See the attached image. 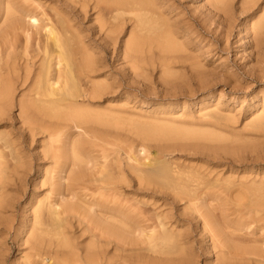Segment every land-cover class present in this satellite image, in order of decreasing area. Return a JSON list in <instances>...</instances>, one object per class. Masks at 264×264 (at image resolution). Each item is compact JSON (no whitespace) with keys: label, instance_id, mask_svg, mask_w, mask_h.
<instances>
[{"label":"bare ground","instance_id":"obj_1","mask_svg":"<svg viewBox=\"0 0 264 264\" xmlns=\"http://www.w3.org/2000/svg\"><path fill=\"white\" fill-rule=\"evenodd\" d=\"M157 1V0H156ZM169 1H171V0H169ZM205 1V0H204ZM237 1V0H236ZM243 1H245L244 2V5H245V3L247 2V3H251V2H255L256 0H243ZM243 1L241 2V3H243ZM261 1V0H260ZM159 3L161 2V1H158ZM158 2H154L153 0H0V124H2L3 122H5L6 121V123H9L11 126L13 125V123H12V117H10L9 115L7 116L6 115V113H8V111L11 109V107H12V109H13V107L14 106H16V107H18V112H17V119L18 120H20L19 122H20V124H22V126H24V127H22V126H20L19 128H20V130H19V128L18 129H16L15 131H14V129H13V131H10V130H7L6 129V131H8V133H6V131H5V129H4V131H5V134H4V136L6 137V139H3L2 137H0V214L2 215V213H3V215L5 216V213L6 212H3V211H6V209L7 208H10V207H14V203H13V205L12 204H10L11 203V197H12V194L13 193H16V192H14L13 191V193H12V191L10 192V193H12L11 194V196H10V193H9V195L8 196H10V202H7V198H6V195H7V190L9 189V188H11V187H9V185H8V187L9 188H7V183L9 182V181H6V180H11L12 178H13V182H14V179L16 178V175H18V177L19 178H22L23 176H22V173H20L19 174V168L17 169V167H20L21 166V162L23 161H19V162H11V161H9L10 159H8L7 158V153L6 152H4L6 149H4V151H3V148H7V147H10L11 149H13V151H15V153H16V151L19 153L20 151L17 149L21 144H20V140H18L17 141V137H20L21 135L22 136H24V132H25V134H26V138H27V136L28 137H30V139H31V142H33V135L34 134H36L37 135V133H36V131H38V133L40 132V133H45L46 134V136H45V138H47L48 139V143H47V145L49 146L48 147V149L50 148L51 149V152H50V154H46L45 152H43V153H45L44 155H45V157H46V155H47V157H49L48 159H46L47 161L46 162H48V160L50 159L51 160V162L53 163L52 165H53V169H50V170H48V171H50V173L52 174V172H53V175H51L50 174V179H49V172H48V176H45V177H48V185L47 186H45V187H48V190H46V192L47 193H50L49 195H51V196H48V194H44V197H43V199H45V200H47V198H49L46 202L44 201V208H43V201H42V198H38L37 200H35V201H31V203L32 202H34V204H32V206L34 205V207H33V209H32V212L31 213H33V217H32V220H31V222H28V223H30V225L28 224V226L27 227H25L26 228V231H23V229H22V233L23 232H25L24 234H27V238H26V240L24 241L25 243H27V247L26 248H28V250H29V253L27 254V258H28V260H27V263L26 264H35L34 262H35V260H37V258L35 259L34 258V256L35 257H39V256H42V254H43V252H45V251H47L49 248L51 249V247H52V253H55V254H58V253H60L61 254V259H60V263H58V260H57V263L58 264H103L104 263V261L106 262V263H108V264H113V261L111 260V259H109V258H106V260H105V248L104 247H106L107 248V246L109 247V245L111 246V247H113L114 249H122V251L126 254V252H129L128 253V255H130V251L132 250V248H134L135 249V247H131V246H133V245H136L137 247V249L138 248H140V247H142L143 249L142 250H140L141 251V253L143 252H145V251H143L144 250V246H139V244L136 242V241H138V240H136L137 238L139 239V237H142V238H146V239H143V240H146V241H144V243L143 244H146L145 246V248H147L148 250H150V251H153L154 253H158V255H159V253H161V257H163L162 256V251L164 250H162V242L163 241H165L166 240V233H165V231H163V229H161L163 226H164V221H161V220H159L158 222H156V220H155V222L154 223H150V221H149V219L151 218V216L148 218V216H147V218H148V221H149V223H146L145 221L146 220H144L142 217H141V219H139V220H133L132 219V216H131V218H130V216H128L127 215V213H125L123 210V212L120 210V209H116L117 207H112V206H110L109 204H110V201H114L113 199L112 200H110V201H106L105 202V204H103V202L102 201H100L101 200V198H102V196H99L100 198H98V197H96V194L94 195V193H98L99 191H103L102 193L101 192H99V194L100 195H102V194H104V193H108V194H111V196H113V195H119L120 197L122 196V195H124V194H120V193H122L121 192V190L123 191V189H121V188H123V184H124V182H125V179L124 178H127V177H125V176H127V174L129 173V172H131L130 174H133V176H135L136 177V179L135 180H137L138 182H136L137 184V186H136V188L137 189H141L140 187H142L141 186V184L142 183H150V182H152V181H158V179L159 178H162L163 179V177H165V178H167V176L169 175V172L172 170V169H178V165H174L173 163H171L173 166L172 167H175V166H177L176 168H172V169H169V167L171 168V165H170V162H168V161H170V158L166 161V160H164L167 156H165V158H164V156H163V159H162V157L160 158V157H158V155H156V154H153V155H156V157H153V158H151L150 157V160L149 161H151V159H153L151 162L153 163V165L151 166L150 164H151V162L149 163V161H148V165H146V164H143L144 165V167H145V165L146 166H150V168H147L146 167V169H143L142 167V163H144V161L142 162L141 160H142V158L140 157V155L138 154V153H136V151L134 152V154L132 153V150H135V147H138V145H139V143H138V145H136L135 147H134V149L133 148H131L132 147V145H130L131 143H132V141H134V140H132V141H130L129 142V140L128 141H126L127 142V144H129V146H127V144H126V146L127 147H125L127 150H125V149H121V151H123V154H124V152H125V156H126V158H125V156L123 157V159L125 158L126 159V163L124 164L126 167H127V170H124V168H123V165H122V161H124V160H122L121 161V159L118 157V154H119V152H118V150H116V147L114 148V145H116L117 146V148L121 145V146H123L122 144H121V142H120V138H125V139H128L129 137H130V135H129V133H131V135H133V134H136V138L135 139H139L138 138V136L140 137V139L141 140H145V142H151V141H154V140H151L150 141V139H149V141L147 140V138H145L146 137V135H147V133L145 132H140V130H138V129H136L135 127L133 128V126H132V124H131V121H130V119H125L123 116H125L126 117V114H124L123 116H119V115H117V114H120L121 112H119L117 109L119 108V110H120V107H118L117 105H119V103L120 102H118V104L117 105H115L116 104V102L114 103L113 102V106H112V104L110 105V103L108 102V106H107V104H105V102H104V104L105 105H101V106H103L102 108H101V106H100V108H99V110L98 109H95V107H93L95 104L94 103H97V102H95L96 101V98H102V96H100L101 94L103 95L104 94V92L105 93H107V89L108 88H110V87H112V86H110L109 87V85L108 84H112V83H114L115 81H111L110 82V80L111 79H109V82L110 83H107L106 84V91H104L105 90V88L103 89V87H104V85H105V82H107L106 81V79H107V77H108V75H107V77H106V79H104L105 78V76H104V74H102L103 76V79H102V77H100L101 79L100 80H105V81H99V78L97 77V78H95V79H97L96 81H95V79H93L92 78V76L93 75H96V71L98 70V67H99V69L102 67H104L105 68V66H102L101 65V63H103V64H105V62H106V57H105V53H106V51L107 50H109V49H111L110 50V53L112 52V54L114 53V55H116L117 53H119V52H117V49H116V44H121V47L120 48H122L120 51V53L124 56V58L125 57H131V56H133V54L135 55L134 57L136 58L137 56V59H139V56L141 55H143V52H142V50L140 51V48H139V51H137L138 50V47H139V45H140V43H142L143 42V39L141 40L142 42H140V43H138L137 44V42H138V40L139 39H137V38H135V36H139V35H137L136 33L134 34L133 32L135 31V29H134V24L132 25L133 26V28H131L132 26L130 25V28H131V30H133V32L130 30V28H129V26H128V28L127 29H129L130 31L128 32V30L126 31L127 32V34H125L126 36H125V39H121L120 40V38L118 37V36H116L117 34H115V36H114V33H119V27H121L120 29V31H122L123 29H125V25L127 24V23H129L128 21H133L134 23H135V26H140V28L142 27V29L144 28V29H146V30H150L149 32H151L152 33V35H153V32H154V35H153V39H152V35H151V39L154 41H156V39H154V37L156 36V38L158 39L159 37H163L164 35H167V34H163V32H161L160 31V33H159V30H157V29H155V27H156V25H158V26H160V24H166V25H168L169 24V22H170V24L172 23V22H174L175 21V16H174V21H172L170 18L169 19H166L167 21L168 20H171V21H168V22H164V21H162L161 20V16L160 15H163V13H162V11H160V10H158L159 9V7L161 8L162 6H159V4H158ZM163 2V1H162ZM208 2H210L212 5H210V6H214L213 8L214 9H212V11L213 10H216V9H218V10H222L221 11V14H222V12L225 14V10L227 11L228 9V11L229 12H232L233 10H231L230 11V8H228L229 6H226V5H231V3H228L227 4V2H228V0H208ZM235 2V1H234ZM264 1H262L261 3H263ZM165 3H166V1H165ZM167 3H168V1H167ZM203 3V2H202ZM252 3V5H254ZM259 3V2H258ZM51 4H53V5H51ZM163 4V3H162ZM161 4V5H162ZM172 4V3H171ZM207 4V3H206ZM237 4H240L239 2L237 3ZM236 4V5H237ZM257 4V3H256ZM158 5V6H157ZM164 5V4H163ZM165 5H167V4H165ZM234 5V4H233ZM235 5V6H236ZM243 5V6H244ZM247 5V9H249L250 7V5H248V4H246ZM207 6V5H206ZM205 5H204V7H206ZM209 6V5H208ZM232 6V5H231ZM235 6H233V7H235ZM238 6V5H237ZM236 6V7H237ZM240 6V5H239ZM241 6H242V4H241ZM241 6H240V8H241ZM242 6V9L241 10H244L245 11V8ZM255 6V5H254ZM254 6H252V8L254 7ZM262 6V5H261ZM166 7V6H165ZM226 7H227V9H226ZM172 8V7H171ZM209 8H211V7H209ZM216 8V9H215ZM251 8V9H252ZM256 8H257V6H256ZM262 8V7H261ZM260 8V9H261ZM165 9H167V8H165ZM207 9V8H206ZM238 9V8H237ZM259 9V10H260ZM162 10H163V8H162ZM254 10V9H253ZM228 11H227V13H228ZM249 11V10H248ZM159 12H161V13H159ZM174 12V11H173ZM206 12H207V10H206ZM208 12H210V11H208ZM235 12V11H234ZM242 12V11H241ZM247 12V11H246ZM256 12V11H255ZM254 12V13H255ZM263 12V13H262ZM169 13V12H168ZM211 13V12H210ZM213 13H216V12H214L213 11ZM225 14L224 16H226L225 18H227L226 20H225V18H224V22H226L227 20H229V16H231L232 17V15H228V14ZM238 13V12H237ZM258 14L260 13L259 11L257 12ZM256 13V14H257ZM261 15L256 19V21L253 23L252 21H251V23H252V26H253V32H251V31H249V32H251V34L253 35H251L250 37H251V40H252V38L253 39H255V41L257 42V41H259L260 40V38L261 37H263L264 36V7L262 8V10H261ZM50 14H52V16L50 15ZM127 15L126 17V19L124 20L123 18H122V20L119 22L118 20H116V22L118 21V23H113L112 22V19H115V18H119L120 16H123V15ZM164 14H165V10H164ZM230 14H233V13H230ZM248 14V13H247ZM257 14V15H258ZM97 15V16H96ZM128 15H129V17H128ZM214 15V17H215V14H213ZM227 15H228V17H227ZM234 15H235V13H234ZM233 15V16H234ZM242 15H243V13H242ZM254 15V14H253ZM165 16H166V14H165ZM249 16V15H248ZM247 16V17H248ZM124 17V16H123ZM168 17H169V15H168ZM167 17V18H168ZM177 17V16H176ZM221 17V16H220ZM230 17V18H231ZM235 17V16H234ZM233 17V18H234ZM237 17V16H236ZM235 17V18H236ZM250 17V16H249ZM255 17V16H254ZM257 17V16H256ZM172 18V17H171ZM223 18H222V20H223ZM244 18V17H243ZM246 18V17H245ZM173 19V18H172ZM221 19V18H220ZM219 18H218V20H220ZM232 19V18H231ZM94 20H95V22H94ZM250 20V19H249ZM251 20H253V18L251 19ZM89 21H91V22H89ZM97 21H98V23H97ZM181 21L182 22H184L183 20H180V23H181ZM246 21V20H245ZM244 21V22H245ZM127 22V23H126ZM179 22V21H178ZM230 22V21H229ZM91 23H94L95 25H91ZM174 23H176V26H178L177 24V21L176 22H174ZM189 23V22H188ZM231 23V22H230ZM251 23L249 22L248 24H250L251 25ZM106 24H107V26H108V24L110 25V27L109 28H107V29H105V26H106ZM185 24H187V21H186V19H185ZM244 24V23H243ZM246 24H247V22H246ZM245 24V25H246ZM172 25V24H171ZM170 25V27H174V25L173 26H171ZM181 25H183V24H181ZM189 25V24H188ZM187 25V26H188ZM227 25V24H226ZM228 25H229V23H228ZM249 25V26H250ZM175 26V27H176ZM186 26V25H185ZM186 26V27H187ZM248 25H247V27L246 28H248L249 27ZM170 27H169V25H168V30L170 29ZM182 27H184V25L182 26ZM245 27V26H244ZM136 28V27H135ZM171 28V29H172ZM178 28H180V27H178ZM177 28V29H178ZM188 28V27H187ZM105 29V30H104ZM162 29H165L163 26H162ZM167 30L168 32H170V31H176L177 29L176 28H174V29H176V30ZM181 29V28H180ZM179 29V30H180ZM184 29H185V27H184ZM251 29V27L250 28H248V30H250ZM117 30V31H116ZM182 30V29H181ZM248 30H246V32L248 31ZM104 31V32H103ZM106 31V32H105ZM116 31V32H115ZM137 31H138V29H137ZM136 31V32H137ZM163 31V30H162ZM178 31V30H177ZM148 32V33H149ZM156 32H158V33H156ZM165 32V31H164ZM172 32V33H173ZM183 32V31H182ZM105 33V34H104ZM171 33V32H170ZM176 33V35H178L177 33L178 32H175ZM180 33V32H179ZM124 34V33H123ZM143 34V33H142ZM140 35V37L141 38H143V35ZM247 34V33H246ZM173 34H171L170 35V37H173L174 38V36H172ZM249 35V34H248ZM144 36H146V35H144ZM149 36H150V34H149ZM139 37V38H140ZM166 37L167 36H164V40L165 41H167V39H166ZM140 38V39H141ZM181 38V37H180ZM264 38V37H263ZM136 39V40H135ZM146 39V40H145ZM175 40L177 39V41H179V39L178 38H174ZM174 39H171V41L172 40H174ZM144 42H143V44H141L140 46H141V48L142 49H144L143 48V46L144 47H146V42H148L147 40H149V37H148V39L147 38H145L144 37ZM169 40V39H168ZM137 41V42H136ZM151 40H149V45H147V47H149L147 50L146 49H144L143 51H147V53L149 52V54H147L146 53V51H145V54H147L146 56H144V57H146L148 60H150V56L149 55H152L151 54V52L153 53V50L155 49V48H157L156 46L158 45V44H156V43H153L154 45V47L152 46L151 48H154V49H151L150 48V45L152 44L151 42H153V41H151ZM162 41V40H161ZM161 41L159 42V44L160 45H163L165 42H163V44L161 43ZM176 41V42H177ZM252 41H254V40H252ZM254 41V42H255ZM157 42V41H156ZM170 42V41H169ZM180 42H181V40H180ZM255 42V43H256ZM262 42L264 43V39L262 40ZM145 43V44H144ZM168 43V42H167ZM166 43V44H167ZM171 43V42H170ZM178 43L179 42H177V43H175L174 44V49H176V47H177V45H178ZM261 43V42H260ZM148 44V43H147ZM166 44H164V45H166ZM259 44V43H258ZM138 45V46H137ZM173 45V44H172ZM171 44H170V46H172ZM175 45H176V47H175ZM257 45V44H256ZM254 46L253 47V45H251V47H253V48H255V47H257V46ZM111 46V48H109ZM135 46V47H134ZM168 46V45H167ZM166 46V47H167ZM178 46H182V50H185L186 48H184L185 46H184V44L182 45V43H180V45H178ZM184 46V47H183ZM166 47H164V48H161V47H158L160 50H162V49H164L163 51H164V53L166 54V52L167 53H169L170 52V48H172V47H169V49L167 50L166 49ZM261 47V46H260ZM263 47V46H262ZM133 48H135V50H136V54L132 51L133 50ZM157 48V50L159 51V49ZM184 48V49H183ZM94 49H96L97 50V52L98 53H96L95 52V50ZM98 49L100 50V54H99V51H98ZM150 49V50H149ZM173 49V48H172ZM171 49V50H172ZM174 49H173V51H174ZM256 49V48H255ZM260 49V48H259ZM103 50V51H102ZM152 50V51H151ZM262 50V49H261ZM151 51V52H150ZM166 51V52H165ZM175 51H178V48H177V50H175ZM179 51H181V49L179 48ZM131 52H133V54H131ZM139 52H142V53H140L139 54ZM182 52V51H181ZM181 52H176L177 54H180ZM185 52H187V51H185ZM259 52V51H258ZM107 53H109V51L107 52ZM139 55H138V54ZM155 53V52H154ZM156 53H157V51H156ZM159 53H162V51L160 52L159 51ZM164 53H162L161 54V56L164 54ZM172 53V51L168 54V55H170ZM174 54V52L172 53V56L173 55H175V56H177V54ZM187 53H190V52H187ZM112 54H110V55H112ZM182 54V53H181ZM180 54V55H181ZM184 54V53H183ZM259 54V53H258ZM108 54H106V56H107ZM131 55V56H130ZM137 55V56H136ZM155 55V54H154ZM160 55V54H159ZM180 55H178V56H180ZM185 55H186V53H185ZM188 55V54H187ZM113 56V55H112ZM177 56V57H178ZM182 56V55H181ZM111 57V56H110ZM144 57H142L141 59H142V62H143V60L145 59ZM159 57V56H158ZM164 57V56H163ZM167 57V55L165 56V59L166 60H162L161 59V61H159V63L160 62H168L169 60H168V58L170 57L171 58V56H169L168 58H166ZM183 57V56H182ZM113 58V57H112ZM115 58H117L116 56H115ZM120 58H122L121 56L119 57V58H117V59H120ZM124 58H122V59H124ZM129 58H127L128 60H131L132 62L135 60V58L133 59L132 57V59H129ZM144 58V59H143ZM153 57H151V59H152ZM156 59H158L157 57H155ZM174 58V57H173ZM181 58V57H180ZM185 58V57H184ZM184 58H181L180 60H184ZM127 59H124V60H126V62L128 61ZM141 59H139V60H141ZM147 59H145V60H147ZM175 59H177V60H173L174 62L175 61H179V58H175ZM99 60H102L103 62H100ZM123 60V62L126 64V62ZM139 60L137 61V60H135V62L137 63L138 62V64H141V63H139ZM168 60V61H167ZM186 60H187V58H186ZM120 61V60H119ZM151 61V60H150ZM150 61H148V62H150ZM100 62V63H99ZM113 62V61H112ZM122 62V61H121ZM120 62V63H121ZM158 62V61H157ZM166 62H165V64H164V67H166ZM195 62V61H194ZM130 63L131 62H127V64H129L130 65ZM136 63H134L135 65H138V64H136ZM154 63H155V61H154ZM158 63V64H159ZM168 63H173L171 60H170V62H168ZM176 63V62H175ZM122 64V63H121ZM120 64V65H121ZM142 64H147L146 62H144V63H142ZM151 64V63H150ZM101 65V66H100ZM107 65H108V62H107ZM118 65V64H117ZM129 65H126V67L128 68V66ZM131 65H133V64H131ZM167 65H169V64H167ZM110 66H112V65H110ZM109 66V67H110ZM121 66H123V65H121ZM121 66H119V67H121ZM125 66V65H124ZM142 66H144V65H142ZM159 66H160V64H159ZM161 66H163V64L161 65ZM173 66V65H172ZM171 65L168 67L167 66V69L168 68H170V67H172ZM114 67V66H113ZM112 67V68H113ZM130 67V66H129ZM133 69H134V66H131ZM136 67V66H135ZM141 67V65H139V66H137V68H140ZM144 68V67H143ZM110 69V68H109ZM108 69V70H109ZM129 69H131V68H128V71L126 70V73H127V76H128V74H129V72H130V70ZM141 69H142V67H141ZM125 70V69H124ZM135 70V69H134ZM139 70V69H138ZM145 70V69H144ZM165 70V69H164ZM163 70V71H164ZM101 71V70H100ZM121 71H123V69L121 70ZM132 71V70H131ZM140 71H143V70H140ZM168 71V70H167ZM99 71H97V73H98ZM102 72V71H101ZM125 72V71H124ZM133 72V71H132ZM135 72V71H134ZM95 73V74H94ZM105 74H106V72H105ZM124 75V74H123ZM130 75V74H129ZM195 75V74H194ZM126 76V77H127ZM95 77V76H94ZM110 77V76H109ZM113 77V76H112ZM111 77V78H112ZM196 77H197V75H196ZM112 79H114V78H112ZM147 79V78H146ZM122 80V79H121ZM128 80H129V76H128ZM201 80H204V79H202V77H201ZM201 80H199V81H201ZM127 81V80H126ZM128 82V81H127ZM129 83V82H128ZM104 84V85H103ZM114 84H116V83H114ZM122 85V84H121ZM128 85V84H127ZM146 85V84H145ZM115 86V85H114ZM117 87H118V85H116ZM115 86V87H116ZM115 87H113L112 88V90L109 92V94L112 92H114L115 91V89L117 90V88H115ZM101 88L103 89V93H101ZM115 88V89H114ZM124 88V87H123ZM111 89V88H110ZM110 89H108V91L110 90ZM118 92V91H117ZM117 92H116V94H117ZM108 93H107V95H109ZM105 96V95H104ZM110 96V95H109ZM125 97H127L126 95H124ZM111 97V96H110ZM124 97V98H125ZM123 97H122V99H124ZM103 99H104V97H103ZM105 99H106V97H105ZM104 99V100H105ZM114 99H116V98H114ZM108 101V100H107ZM110 102H111V100H109ZM118 101H120V100H118ZM123 101V100H122ZM127 101V100H126ZM124 102H125V100H124ZM94 104V105H93ZM99 104V103H98ZM125 105V104H124ZM124 105H122L123 106V108L124 109H126L125 107L126 106H128V105H125V107H124ZM129 105H130V103H129ZM95 106H97V105H95ZM117 106L118 108H115V107ZM214 107V106H213ZM96 108H98V107H96ZM114 108L119 112H117V111H115L114 110ZM122 107H121V109H123ZM132 108H134L133 106H132ZM220 108V107H219ZM131 109V106L129 107V113H130V111H132V110H130ZM203 109V108H202ZM127 110V109H126ZM156 110H158L157 108H156ZM205 110V109H204ZM203 110V111H204ZM217 110V109H216ZM11 111H13V110H11ZM136 110H135V108H134V112H135ZM155 111V110H154ZM115 112V113H114ZM117 112V113H116ZM123 112H124V110H123ZM133 111L131 112L132 114L134 113ZM137 112H139V110L137 111ZM201 112V111H200ZM199 112V113H200ZM222 112V111H221ZM126 113V112H125ZM167 113H169V112H167ZM9 114V113H8ZM11 114V113H10ZM136 114V113H135ZM6 115V116H5ZM12 115V114H11ZM120 115H122V113L120 114ZM129 115L130 114H127V116L129 117ZM134 115V114H133ZM133 115H131L130 117H132ZM166 115V114H165ZM164 115V116H165ZM169 115H170V117H171V112L169 113ZM179 115V114H178ZM178 115L176 116V114L175 115H172V116H176V117H178ZM189 115V114H188ZM192 115V114H191ZM205 115H207V114H205ZM205 115H204V118H206L205 117ZM135 116V115H134ZM134 116L132 117V118H134ZM142 116V115H141ZM141 116H139L138 115V117H140V120H142V118H141ZM180 116H183V114L181 115L180 114ZM179 116V117H180ZM14 117V116H13ZM16 117V116H15ZM143 117V116H142ZM155 117V116H154ZM167 117V116H166ZM165 117V118H166ZM174 117L172 118V119H174ZM178 117V118H179ZM203 117V116H202ZM143 118H145L146 119V117H143ZM151 118V117H150ZM156 118H158V117H156ZM164 118V119H165ZM168 118V117H167ZM189 118H190V115H189ZM200 118H201V116H200ZM222 118V117H221ZM16 119V118H15ZM16 119V120H17ZM148 119V118H147ZM155 119V118H154ZM175 119H177V118H175ZM180 119V118H179ZM179 119H178V121H179ZM181 119H184V117L183 118H181ZM185 119H187V117L185 116ZM184 119V120H185ZM193 119V118H192ZM212 119V118H211ZM136 120V119H135ZM149 120L151 121L152 120V122H153V119L151 118V119H148V122H149ZM160 120H161V118H160ZM160 120H158L159 122H160ZM166 120H168V123H169V119H166ZM171 120V119H170ZM183 120V121H184ZM209 120V119H208ZM207 120V121H208ZM223 120V119H222ZM143 121H145L144 119H143ZM143 121H141V122H143ZM188 121H190V119L188 120ZM214 121V120H213ZM145 122H147V120L145 121ZM156 121L154 120V123H155ZM163 122V121H162ZM164 122H167V121H164ZM163 122V123H164ZM171 122H172V120H171ZM170 122V123H171ZM175 122V121H174ZM174 122H173V125H168V123L166 124V127H168V126H174L175 127V125H174ZM176 122H177V120H176ZM220 122L221 121H219V124H217L218 125V127L220 126ZM5 123V124H6ZM12 123V124H11ZM177 123H179V122H177ZM185 123H187V121L185 122ZM190 123H192V122H190ZM190 123H189V125H187V126H185V129H186V127H192L193 125H191L190 126ZM204 123V122H203ZM205 123H210V121H208V122H205ZM212 123H214V122H212L211 121V124ZM215 123H216V121H215ZM214 123V124H215ZM218 123V122H217ZM222 123V122H221ZM17 124V123H16ZM172 124V123H171ZM194 124V123H193ZM199 124V123H198ZM224 123H222L221 125H223ZM14 125H15V123H14ZM17 125H19V123L17 124ZM177 125V124H176ZM209 125V124H208ZM5 126H7L8 127V125H5ZM135 126V125H134ZM148 126V125H147ZM180 126H184V124H181ZM200 126V125H199ZM197 126L198 127V129H197V131L200 129V128H202L203 129V125L202 126ZM2 127H4L3 125H2ZM6 127V128H7ZM14 127V126H13ZM173 127V128H174ZM196 126H194L193 128H195ZM209 127L211 128H213V126H210L209 125ZM209 127H205L204 126V129H206V130H208L207 132H209L208 134H206V135H203L204 133H205V131H203V136L202 137H204V136H208L209 134L211 135V131L210 130H212L213 132H214V130L213 129H210ZM216 127V126H215ZM172 128V127H171ZM177 129H183V128H180V127H176ZM176 128H174V129H176ZM208 128V129H207ZM225 128V126L223 127V129ZM8 129H10V128H8ZM12 129V128H11ZM156 129H158V128H156ZM169 129V128H168ZM177 129H176V131H177ZM184 129V130H185ZM188 129V128H187ZM196 129V128H195ZM194 129V130H195ZM210 129V130H209ZM220 130L222 129V126H220V128H219ZM218 129V130H219ZM221 130V131H223V132H226V131H224V130ZM161 130V129H160ZM163 130V129H162ZM183 130V131H184ZM193 130V129H192ZM226 130V129H225ZM10 131V132H9ZM159 131V130H158ZM173 131V130H172ZM175 131V132H176ZM181 131V130H180ZM185 131H187V130H185ZM188 131H190V130H188ZM187 131V132H188ZM195 132V131H193L192 133H194L195 132V134L196 133H198V132ZM217 131V130H216ZM134 132V133H133ZM166 132H168L167 131V129H166ZM206 132V133H207ZM222 132V133H223ZM133 133V134H132ZM172 133V132H171ZM178 133V132H177ZM176 133V134H177ZM191 133V135H193ZM152 134V133H151ZM150 134V135H151ZM155 134H157V133H155ZM184 134H185V132H184ZM199 134V133H198ZM213 134H214V136H216V134L215 133H212V138H211V136L209 135L207 138H205V140L206 139H208L209 141L211 140V139H213V138H215L214 136H213ZM217 134H219V135H217L216 136V141H220V140H217V137L220 139L221 137H222V141L221 142H219V143H222V142H224V138H226L225 136H224V134H222L221 136H220V132L218 133L217 132ZM12 135V136H11ZM19 135V136H18ZM40 135H42V134H40ZM162 135V134H161ZM167 135V134H166ZM190 135V133H188V136H191ZM226 135V134H225ZM17 136V137H16ZM21 136V137H22ZM172 136V135H171ZM201 136V135H200ZM20 137V138H21ZM37 137V136H36ZM35 137V138H36ZM153 137V136H152ZM161 136L159 135V137H158V139L160 138ZM182 137H185V136H182ZM193 137H194V135H193ZM210 137V138H209ZM224 137V138H223ZM25 138V139H26ZM44 138V140H42V141H46V139ZM151 138V137H150ZM162 139H164V138H166L167 139V137H161ZM161 138H160V140H158V141H156L157 140V138H156V140H155V142L154 143H158V144H160L159 142H162L161 141ZM192 138V137H191ZM200 138V137H199ZM19 139V138H18ZM22 139V138H21ZM133 139H134V137H133ZM196 139V138H195ZM195 139H194V141H193V139H189L190 140V142H192L193 141V143L195 142ZM41 140V139H40ZM147 140V141H146ZM167 140H169V138L167 139ZM171 140V139H170ZM176 140H177V138H176ZM192 140V141H191ZM201 140H204V138L202 139L201 138ZM205 140H204V142H205ZM207 140V141H208ZM25 141V143H26V140H24ZM38 141V140H37ZM125 141V140H124ZM124 141H122V142H124ZM139 141V140H138ZM164 141H166V140H163V142ZM172 141V140H171ZM188 140L186 139V141L184 142V140H183V142L184 143H186ZM196 141H198V139L196 140ZM199 141H200V139H199ZM199 141H198V144H200L199 143ZM205 142V143H207L208 145H210L209 143L211 142ZM216 141H214V139H213V143L214 142H216ZM30 142V141H29ZM29 142H28V145H30L29 144ZM30 142V143H31ZM125 142V143H126ZM129 142V143H128ZM161 143V144H166V143H168L167 141L166 142H164V143ZM170 142V141H169ZM174 142V141H173ZM178 142V141H177ZM180 142H181V140H180ZM189 142V141H188ZM187 142V143H188ZM17 143L18 144H20L19 146L17 145ZM34 143H35V141H34ZM45 143V142H44ZM54 143H58L57 145L56 144H54ZM136 143V142H135ZM153 143V144H154ZM171 143V142H170ZM203 143V141H201V144ZM212 142H211V145L213 144ZM218 143V144H219ZM120 144V145H119ZM141 144V143H140ZM151 144H152V142H151ZM160 144V145H161ZM179 144H181V143H179ZM206 144V145H207ZM216 144H217V142H216ZM216 144H214V145H216ZM142 145V144H141ZM144 145V144H143ZM155 145V144H154ZM191 145V144H190ZM221 145H223V144H221ZM225 145V144H224ZM17 146V147H16ZM23 146V145H22ZM38 146V145H37ZM112 148V146H113V148L114 149H112L111 150V148ZM120 146V147H121ZM145 146V145H144ZM147 146V145H146ZM192 146V145H191ZM195 146H199V145H194V147ZM201 146V145H200ZM199 146V147H200ZM203 147H205V145H202ZM218 146H220V145H218ZM148 147V146H147ZM146 147V148H147ZM150 147V146H149ZM177 147V146H176ZM193 147V146H192ZM210 147V146H209ZM215 148L214 146H211V148ZM217 147V146H216ZM25 148V147H24ZM28 148V147H27ZM27 148H26V150H27ZM39 148V147H38ZM37 148V149H38ZM45 148V147H44ZM47 148V147H46ZM158 148H160V150H161V147H158ZM163 149L165 148V147H162ZM170 149V151H171V147H166L165 149L166 150H164V151H166L167 152V150L168 149ZM186 149H188V148H190V147H185ZM197 148V147H196ZM195 148V149H196ZM212 148V149H213ZM217 148H219V147H217ZM220 148H222V147H220ZM19 149H21L20 147H19ZM42 149V148H41ZM132 149V150H131ZM137 149H139V147L137 148ZM145 149V148H144ZM156 149V148H155ZM179 149V148H178ZM177 149V150H178ZM197 149H199V148H197ZM206 149H207V147H206ZM210 149V148H209ZM208 149V150H209ZM212 149H210V151L212 150ZM23 150V149H22ZM22 150H21V152H22ZM32 150V149H31ZM30 150V151H31ZM34 150V149H33ZM32 150V151H33ZM44 150V149H43ZM59 150H61V151H59ZM147 150V149H146ZM158 150V149H157ZM174 150H175V148H174ZM180 150V149H179ZM182 150V149H181ZM201 152H204L203 151V148H202V150L201 149H199ZM204 150H205V148H204ZM7 151V150H6ZM36 151V150H35ZM46 151V150H45ZM50 151V150H49ZM48 151V152H49ZM111 151V152H110ZM128 151V152H127ZM148 151V150H147ZM146 151V152H147ZM154 151V150H153ZM156 151V150H155ZM154 151V152H155ZM184 151H186V150H183V152ZM214 151V150H213ZM222 151H224V150H222ZM37 152V151H36ZM35 152V153H36ZM141 152V151H140ZM143 152V151H142ZM163 151H161V154H163L162 153ZM172 152H173V149H172ZM178 152H181V151H178ZM187 152H188V150H187ZM197 153H198V151H196ZM207 152V151H206ZM24 153V152H23ZM27 153V152H26ZM29 154H30V152H28ZM38 153H41V152H38ZM38 153H36V154H38ZM110 153H111V158L108 156V155H110ZM122 153V152H121ZM194 153H195V151H194ZM113 154V155H112ZM135 154H138L139 156H138V159H139V157L141 158L140 159V161L142 162V163H140L141 165L140 166H142L141 168H139L140 166L138 165L139 164V161H138V159L137 158H135ZM147 154H148V152H147ZM160 154V155H161ZM166 154V153H165ZM173 154V153H172ZM21 155V154H20ZM42 154H40V155H38V157L41 159V156ZM43 155V156H44ZM26 156V154L24 153V157ZM30 156V155H29ZM28 156V157H29ZM37 156V155H36ZM41 156V157H40ZM145 156V155H144ZM148 156V155H147ZM150 156V155H149ZM148 156V157H149ZM36 158V160H38L39 158ZM99 157H102V158H110V161L109 160H105L106 162L107 161H109L110 163L109 164H103L102 163V165H101V168H99V170L97 169L96 171H95V168L98 166L99 167V163L101 164V162H99V161H97V159L99 158ZM169 157V156H168ZM21 158V157H20ZM22 158H23V154H22ZM21 158V159H22ZM147 158V157H146ZM23 159H25V158H23ZM28 159V158H27ZM31 158H29V160H30ZM45 159V158H44ZM144 159H145V157H144ZM172 159L173 158H171V161H172ZM36 160H35V162H36ZM42 160V159H41ZM50 160H49V162H50ZM175 160V159H174ZM178 160V159H177ZM34 161V160H33ZM101 161H103L102 159H101ZM179 161H180V159H179ZM190 161V160H189ZM189 161H187V163L189 162ZM25 163L27 162V160H25L24 161ZM29 163H30V161H28ZM28 162L26 163V165L28 164ZM38 162V161H37ZM36 162V163H37ZM44 162H45V160H44ZM45 162V163H46ZM50 162V163H51ZM97 162H99V163H97ZM186 162V161H185ZM191 162H194V161H191ZM190 162V163H191ZM34 163V162H33ZM40 163V162H39ZM38 163V164H39ZM179 163V162H178ZM186 163V165L184 166V167H187V168H185L186 170L187 169H190V171L189 170H187L189 173H192L193 171V169H191L192 167L193 168H195V169H197V167L198 166H195L193 163H191V165H193L191 168L189 167V166H187L188 164ZM23 164V163H22ZM49 164V163H48ZM91 164V165H90ZM176 164V163H175ZM179 164H181V162L179 163ZM183 164H185V163H183ZM26 165H22L21 167H26L27 168V170L28 169H33V166H32V168H28ZM36 164H34V166H35ZM40 165V164H39ZM44 165H46V164H44ZM95 165H97L96 167H95ZM139 167H138V166ZM170 165V166H169ZM29 166H30V164H29ZM42 166V165H41ZM50 166V165H49ZM89 166H91L90 168H89ZM93 166H94V172H92L91 171V169H93ZM103 166V167H102ZM107 166H109L108 168H107ZM124 166V167H125ZM181 166V165H180ZM183 166H181V168L183 167ZM195 166V167H194ZM38 167V166H37ZM40 167V166H39ZM183 167V168H184ZM189 167V168H188ZM199 167H200V169L202 170V168H201V166L199 165ZM198 167V168H199ZM42 168V167H41ZM51 168H52V166H51ZM104 168V169H103ZM180 168V170L183 172H185L186 170H184L183 168L181 169ZM23 169V168H22ZM44 169V168H43ZM87 169H88V171H87ZM176 169V170H177ZM211 169V168H210ZM209 169V170H210ZM41 170V169H40ZM39 170V171H40ZM170 170V171H169ZM176 170H175V175H176V173H179L178 172V170H177V172H176ZM199 170V169H198ZM204 171H208L207 169H203ZM222 170V169H221ZM30 170H28V172H29ZM38 171V170H37ZM99 171V172H98ZM213 171H215V170H213ZM225 171V170H224ZM22 172H24V170L22 171ZM41 172V171H40ZM97 172V173H96ZM173 172H174V170H173ZM187 172V173H188ZM195 172H196V170H195ZM201 173H202V171H200ZM210 172H212L211 170H210ZM209 171L208 172H206L203 176H202V174H201V176L203 177V178H201V176H200V178H201V180L199 181L198 179H197V176H195L196 177V179H193L192 178V176H194L195 174L193 173V175H188L187 173V175L188 176H191L190 177V179L191 180H198L197 181V183L199 182V183H201V181H202V179H204L206 176H209V174H211ZM25 173V172H24ZM23 173V174H24ZM27 173V172H26ZM39 173V172H38ZM37 173V174H38ZM42 173H43V171H42ZM204 173V172H203ZM207 173H209L208 175H206ZM217 173V172H216ZM34 174V173H33ZM44 174V173H43ZM197 174H200L199 172L197 173ZM196 174V175H197ZM220 174V173H219ZM218 173L217 174H215V175H219ZM28 175V174H27ZM35 175V174H34ZM213 175V174H212ZM225 175V174H224ZM224 175H222V176H224ZM250 175H251V173H250ZM14 176V177H13ZM21 176V177H20ZM132 176V177H133ZM177 176V175H176ZM242 176V175H241ZM249 176V175H248ZM12 177V178H11ZM17 177V178H18ZM36 178L38 177V176H35ZM42 177V175L40 176V178ZM44 177V176H43ZM217 177V176H216ZM220 178H221V176H219ZM227 177H228V175H227ZM227 177H223L224 179L226 178L227 180H229V178H227ZM242 177H244V175L242 176ZM251 177V176H250ZM253 177H254V175H253ZM252 177V178H253ZM259 177V176H258ZM10 178V179H9ZM16 178V180L18 181V179ZM36 178L33 180V182L35 183L36 182ZM176 179V177L174 176V177H172V179ZM198 178H199V175H198ZM209 178V180H207L206 178L204 179V180H206V181H202V184H203V187L205 186V184L207 183V181L209 182H211V181H213V178H210V177H208ZM47 179V178H46ZM173 179V180H174ZM212 179V180H211ZM216 179V180H215ZM214 180L216 181H213L212 183H218L217 182V178H215ZM225 179V180H226ZM243 179V178H242ZM241 179V180H242ZM259 180H261V178L259 177L258 178ZM21 180V179H20ZM38 180V179H37ZM127 180V179H126ZM165 180V179H164ZM167 181L165 182L164 181V187L166 188V184H168V185H170L171 186V188L172 189H176V187H177V182H175V181H177V179L176 180H174V181H172L173 183L171 184H169V183H167V182H171L170 181V178H169V181H168V178L166 179ZM185 181L187 180V179H184ZM224 180V182H226ZM252 180V179H251ZM258 180V181H259ZM43 181V180H42ZM122 181H124L123 182V184L121 185V183L120 182H122ZM163 181V180H162ZM182 180H179V182H180V184H182V185H184L182 182H181ZM190 181V180H189ZM193 181H190V182H192L193 183ZM218 181H220V179L218 180ZM223 181V179H221V182ZM243 181V180H242ZM241 181V182H242ZM257 181V180H256ZM256 181L254 180V182H252V184L253 183H256ZM262 181H263V179H262ZM261 181V182H262ZM19 182V181H18ZM17 182V183H18ZM33 182H32V185H36L37 183H38V185L40 184V182H36L35 184H33ZM174 182H175V184H174ZM178 182V183H179ZM184 182V181H183ZM195 182V181H194ZM206 182V183H205ZM221 182H219L216 186H218V187H214L215 188V190H214V193H215V191L217 190V188H219V186H221V185H219V184H222ZM228 183H229V181H227ZM244 182V181H243ZM249 182H250V180H249ZM11 183V181L9 182V184ZM15 183L16 182H14L13 183V185H15ZM126 183H128V180H127V182ZM185 184H187L188 183V180H187V183L186 182H184ZM205 183V184H204ZM227 183V184H228ZM260 183V182H259ZM258 183V184H259ZM43 184V183H42ZM128 184H130V183H128ZM162 183L160 182V185H161ZM180 184H178V185H180ZM194 184V183H193ZM208 184V183H207ZM206 184V185H207ZM223 184H225L226 185V183H223ZM231 184V183H230ZM234 183H232L231 185H233ZM236 184H238L239 185V183L238 182H236ZM243 184H247V185H249V186H251L252 187V184L250 183V184H248V182L247 183H242V185ZM257 184V183H256ZM263 184V183H262ZM16 185H18V184H16ZM38 185H36V186H38ZM125 185V184H124ZM127 185V184H126ZM135 185V184H134ZM140 185V186H139ZM160 185H158V186H160ZM163 185V184H162ZM161 185V186H162ZM175 185H176V187H175ZM188 185V184H187ZM195 185H196V187L197 188H199L198 186H197V184L195 183ZM195 185H192L191 186V183H190V188L188 189V187L187 186H185V189L187 190H190L191 189V187H193V186H195ZM211 184L209 183V186H210ZM229 186L231 189H232V187H235L234 185L233 186ZM41 186V185H40ZM39 186V187H40ZM43 186V187H44ZM129 187H130V185H128ZM127 186V187H128ZM148 186H150V185H148ZM160 186V187H161ZM170 186L167 188V189H169V190H171L170 189ZM209 186H208V188H209ZM212 187L213 186H215V185H211ZM240 186H241V184H240ZM253 186H254V184H253ZM260 186V185H259ZM22 187V186H21ZM33 187V186H32ZM35 187V186H34ZM181 187V188H180ZM179 188V190H178V188H177V193H178V191L180 192L181 191V195H188V197H186L185 199L187 200V202H191V204L190 205H192L193 204V202L195 203V201L197 202L198 200H200L201 198H202V196L204 197V199H206V200H208L207 198H206V196H208V194H209V192L208 193H206V192H204V191H201L202 189H203V187H202V185H201V189L199 190L198 189V191H197V189L194 187V190H196V192L195 191H193V188L189 191V192H186L185 191V189L183 188V190H182V186H180ZM187 187V188H186ZM206 187V186H205ZM211 187V188H212ZM238 187V186H237ZM243 188H246V187H244V185L242 186ZM125 188V187H124ZM157 188H159V187H157ZM157 188H154L153 189V192L155 191V189H156V191H157ZM223 188H227V187H223V185H222V190H223ZM230 188H227V190H229ZM238 188H241V187H238ZM260 188V187H259ZM47 189V188H46ZM131 189V188H130ZM143 189V188H142ZM149 189V188H148ZM162 190H163V186H162V188H161ZM224 189V190H225ZM229 190V191H232V190ZM242 189V188H241ZM240 189V190H241ZM251 189V188H250ZM249 188H246V189H242V190H246L245 192H248V193H246V194H249L250 195V193L252 192L251 190H250ZM13 190V189H12ZM15 190V189H14ZM22 190V189H21ZM44 190V189H43ZM143 190H145V189H143ZM204 190H205V188H204ZM208 190H212V189H208ZM239 190V189H238ZM251 192H250V191ZM256 189H254L253 191H255ZM258 190V189H257ZM36 191V190H35ZM38 191V190H37ZM88 191H90V194H87V192ZM152 191V190H151ZM155 191V192H156ZM159 191V190H158ZM157 191V192H158ZM174 191V190H173ZM176 191V190H175ZM201 191V192H200ZM213 191V190H212ZM219 191V190H218ZM217 191V192H218ZM228 191V192H229ZM236 191V190H235ZM234 190L232 191V192H235ZM39 192V191H38ZM43 192H45V191H43ZM42 192V193H43ZM138 192V191H137ZM143 192V191H142ZM149 192V191H148ZM156 192V193H157ZM168 192V191H167ZM244 192V191H243ZM250 192V193H249ZM257 192V191H256ZM262 193H263V191H261ZM42 193H40V194H42ZM89 193V192H88ZM124 193H126V195L128 194L127 192H124ZM131 193H133V192H131ZM147 193V192H146ZM151 194H152V192H150ZM173 193V192H172ZM172 193L170 194V195H172ZM213 192H212V194H214ZM241 193V192H240ZM260 193V192H259ZM259 193L257 194H255L256 196L257 195H259ZM29 194H32V193H29ZM29 194H28V196H29ZM38 194V193H37ZM137 194V193H136ZM211 194V193H210ZM209 194V195H210ZM211 194V195H212ZM217 194V193H216ZM225 194V193H224ZM230 194V193H229ZM229 194H227L228 196H230ZM232 194V193H231ZM245 194V193H244ZM253 194L254 193H252L251 195L253 196ZM14 195V194H13ZM43 195V194H42ZM117 195H116V197H117ZM129 195V194H128ZM131 195V194H130ZM129 195V196H130ZM135 195V194H134ZM157 195V194H156ZM174 195H175V193H174ZM210 195V196H211ZM218 195L220 196H222L223 194H220V193H218ZM240 195V194H239ZM239 195L238 196H236V197H238L239 198ZM242 195V194H241ZM255 195L253 196L254 198H256L255 197ZM261 195V194H260ZM260 195H259V198L258 199H260ZM7 196V197H8ZM31 196H33V195H31ZM35 196H37V195H35ZM129 196H125L127 199H128V197ZM133 195H131V197H132ZM136 196V195H135ZM173 196V195H172ZM217 196V195H216ZM215 195H214V197H216ZM220 196V198L222 199V198H224V197H221ZM233 196V195H232ZM244 196V195H243ZM242 196V197H243ZM246 196V195H245ZM252 196L250 197V198H252ZM262 196H263V198L261 199V200H263L264 199V194H262ZM105 197V196H104ZM110 197V196H109ZM171 197V196H170ZM174 197V196H173ZM172 197V198H173ZM181 197V196H180ZM235 197V198H236ZM247 197H249V196H247ZM6 198V199H5ZM9 198V197H8ZM32 198V197H31ZM33 198H35L34 196H33ZM114 198H115V196H114ZM119 198V197H118ZM118 198H116V199H118ZM122 198V197H121ZM171 198V200L173 201V199ZM182 198V197H181ZM218 199H219V197H217ZM234 198V199H235ZM254 198H252V199H254ZM30 198H28L27 200H29ZM116 199H115V201H116ZM125 199V198H124ZM132 199V198H131ZM130 199V200H131ZM134 199V198H133ZM155 199V198H154ZM177 198H176V196H175V198H174V200H176ZM180 199V198H179ZM184 199V198H183ZM203 199V200H204ZM211 199H213V201H215L214 200V198L212 197ZM216 199V198H215ZM217 199V200H218ZM225 199V198H224ZM230 199V198H229ZM229 199L228 200H225V201H229ZM234 199H232V200H230V201H232L233 202V200ZM243 199V198H242ZM247 199H249V198H247ZM247 199H245L246 200V202H247ZM251 199V200H252ZM258 199H255V200H258ZM26 200V201H27ZM120 201H121V199H119ZM118 200V201H119ZM126 200V199H125ZM137 200V199H136ZM135 200V201H136ZM138 200H140V199H138ZM148 200V199H147ZM160 200V199H159ZM182 200V199H181ZM181 200H179V201H181ZM209 200H210V198H209ZM237 200V199H236ZM9 201V200H8ZM118 201H116V202H118ZM144 201V200H143ZM157 201V200H156ZM179 201H177V202H179ZM183 201V200H182ZM211 201V200H210ZM209 201V202H210ZM225 201L224 200H222V202L223 203H221L223 206H229V204H233V203H227L226 202V204H225ZM235 201V200H234ZM242 202L243 203V201L244 200H239L238 202ZM249 201V200H248ZM13 202V201H12ZM116 202H115V204H116ZM122 202H124V201H122ZM121 202V203H122ZM146 202V201H145ZM150 202H152L151 200H150ZM176 202V201H175ZM174 202V203H175ZM183 202H185V201H183ZM238 202H236V203H238ZM245 201H244V203H246ZM252 202V201H251ZM250 201L248 202V203H246V204H249V203H251ZM256 203H257V201H255ZM255 202L254 203H252V204H255ZM259 202H261L260 200H259ZM258 202V203H259ZM26 203V202H25ZM108 203V204H107ZM125 203V202H124ZM132 203V202H131ZM140 203V202H139ZM155 204L157 203V202H154ZM159 203V202H158ZM202 203V202H201ZM212 203V202H211ZM235 203V202H234ZM257 203V204H258ZM263 203H264V200H263ZM262 203V205H264ZM16 204V203H15ZM28 204V203H27ZM114 204V203H113ZM127 203H125V205H126ZM133 204H134V202H133ZM132 204V205H133ZM136 204H137V201H136ZM145 204H147V203H145ZM151 204V203H150ZM155 204H153L152 206H154ZM177 204V203H176ZM184 204H187V203H184ZM183 204V205H184ZM204 204V203H203ZM205 204H206V202H205ZM204 204V206L206 207L207 205H205ZM209 204V203H208ZM225 204V205H224ZM117 205V204H116ZM119 205V204H118ZM131 205V206H132ZM158 205V204H157ZM162 206H163V204H161ZM174 205V204H173ZM178 205V204H177ZM176 205V206H177ZM188 205H189V203H188ZM193 205H195V204H193ZM192 205V206H193ZM200 205V204H199ZM215 205V204H214ZM218 205H220V204H218ZM218 205H216V206H218ZM236 205V204H235ZM239 205V204H238ZM243 205V204H242ZM241 205V206H242ZM250 205V204H249ZM31 206V207H32ZM114 206V205H113ZM128 206V205H127ZM130 206V205H129ZM162 206H160L161 208H162ZM175 206V207H176ZM181 206V205H180ZM197 206V205H196ZM210 206V205H209ZM216 206H213L212 204H211V208L212 207H214V209L216 208ZM223 206H221L220 205V208L221 207H223ZM240 206V205H239ZM239 206L238 207H236L237 208V210H238V208H239ZM252 206V205H251ZM134 207V206H133ZM137 207V206H136ZM155 207V206H154ZM158 207V206H157ZM159 207V208H160ZM202 207V206H201ZM208 207V206H207ZM219 207V206H218ZM229 207H232V209L233 208H235V207H233V206H229ZM245 207V206H244ZM259 207V206H258ZM264 207V206H263ZM119 208V207H118ZM127 208V207H126ZM125 208V209H126ZM132 208V207H131ZM144 208V207H143ZM152 207H150L148 210H150ZM158 208V209H159ZM170 208V207H169ZM174 208V207H173ZM178 208V207H177ZM176 208V209H177ZM188 208V207H187ZM192 209L194 208V207H191ZM226 208H228V207H226ZM226 208H221L222 210H224V209H226ZM235 208V209H236ZM240 208H242V207H240ZM239 208V209H240ZM245 208H248L249 210H250V207L249 206H247V207H245ZM256 208H257V206H256ZM29 209V208H28ZM27 209V210H28ZM43 209V210H42ZM123 209V208H122ZM128 209V208H127ZM135 209V208H134ZM153 209V208H152ZM151 209V210H152ZM156 209V208H155ZM163 209V208H162ZM162 209H160V212H161V210ZM171 209V208H170ZM190 209V208H189ZM191 209V210H192ZM198 209H199V207H198ZM198 209H196L195 208V210H197V212H196V214L199 212V210ZM202 209L204 210V208L202 207ZM202 209H200V210H202ZM213 209V208H212ZM212 210V211H214L213 212V214L216 212L215 210H221V209H215V210ZM234 209V210H235ZM253 209V208H252ZM8 210V209H7ZM23 210H24V207H23ZM144 210L145 209H143L142 211H143V214L145 213L144 212ZM150 210V212H151V214L152 213H154V209L151 211ZM181 211H182V208L180 209ZM186 210V209H185ZM188 210V209H187ZM191 210H189V211H191ZM206 210H207V208H206ZM222 210L219 212V213H221L222 212ZM227 210V209H226ZM225 210V212L227 213V215L230 213V211H229V208H228V211H229V213L227 212ZM237 210H235L236 212H237ZM245 210V212H247L246 210L247 209H243L242 211H244ZM255 210H258V209H255ZM262 210H264V209H262ZM262 210L260 209V211L262 212ZM25 211V210H24ZM23 211V212H24ZM131 211V210H130ZM138 211V209L136 208V211L135 212H137ZM139 211H141V209H139ZM138 211V212H139ZM141 211V212H142ZM164 211H166L165 213H168V211L167 210H163V214H165L164 213ZM189 211H187V214H189L188 216H191L192 217V215H191V212L190 213H188ZM193 211V210H192ZM242 211H241V213H242ZM260 211H253V212H260ZM22 211H21V213H23ZM26 212V211H25ZM137 212V213H138ZM210 212V211H209ZM244 212V217H245V215H246V213ZM250 212V211H249ZM252 212V213H253ZM260 212V213H261ZM27 213V212H26ZM29 213H30V211H29ZM30 213V214H31ZM129 213V212H128ZM133 213V212H132ZM156 213V212H155ZM154 213V214H155ZM217 213V216L216 217H218V211L216 212ZM215 213V214H216ZM234 211H233V215H234ZM238 213H239V210H238ZM263 214H264V212H262ZM261 213V214H262ZM134 214L135 213H133V216H134ZM142 214V213H141ZM160 214V213H159ZM159 214H156V218H159ZM203 213H202V211H201V213L199 214V216L200 215H202ZM206 214V213H205ZM208 214V213H207ZM213 214H211L212 216H213ZM222 214V213H221ZM240 214V213H239ZM250 214V213H249ZM248 214V215H249ZM2 215V216H3ZM32 215V214H31ZM130 215V214H129ZM137 215V214H136ZM140 215V214H139ZM144 215V216H145ZM168 215V214H167ZM183 215H185L184 214V212H183ZM198 215V214H197ZM196 215V216H197ZM231 215H232V213H231ZM240 215H242V214H240ZM255 215V214H254ZM258 215H259V217H260V214H256V217L258 218ZM10 216V218H12V216L11 215H9ZM15 216V215H14ZM25 216V215H24ZM26 216H27V214H26ZM141 216V215H140ZM165 216V215H164ZM195 216V215H194ZM205 216V215H204ZM204 216H203V218H204ZM209 216V215H208ZM215 216H213V218L215 217ZM223 216V215H222ZM236 215H234V217H235ZM247 216V215H246ZM251 216V215H250ZM262 216V215H261ZM264 216V215H263ZM23 219H21L19 222H18V224H19V226H18V232H19V230L21 229V227L25 224V225H27V223H24V222H27L25 219H24V217H23V214H22V216H21ZM31 217V216H30ZM136 217V216H135ZM137 217H138V215H137ZM171 217H173V218H175L174 216H171ZM198 217V216H197ZM206 217H207V215H206ZM206 217H205V219H206ZM219 217H221L220 215H219ZM226 217V216H225ZM228 217V216H227ZM226 217V218H227ZM230 217V216H229ZM234 217H230L231 219L233 218V225H232V223L230 222H228V224H231L234 228H235V223L237 224V222L239 221V219L237 218V219H235ZM239 217V216H238ZM243 217V219H247V218H244ZM252 218H255V217H253V216H251ZM0 218H1V216H0ZM3 218V217H2ZM8 218V217H7ZM26 218V217H25ZM144 218H146V217H144ZM146 218V219H147ZM165 218V217H164ZM163 218V219H164ZM167 218V217H166ZM193 218V217H192ZM200 218V217H199ZM202 218V219H203ZM208 218V217H207ZM210 218V217H209ZM208 218V219H209ZM224 218V217H223ZM222 218V219H223ZM252 218H250L251 220L250 221H252V220H254V219H252ZM256 218V219H257ZM15 219V218H14ZM28 219V218H27ZM86 219V222H87V224L85 223V220ZM152 219V218H151ZM150 219V220H151ZM169 219V218H168ZM172 218H170L169 220H171ZM194 219V218H193ZM212 219V218H211ZM210 219V220H211ZM215 219V218H214ZM225 219V218H224ZM243 219H241L240 218V226H243L244 227V222H242L241 223V220H243ZM255 219V220H256ZM259 219H261V218H259ZM29 220V221H30ZM72 220H75V225H73L74 224V222L72 223ZM168 220V221H169ZM174 220V219H173ZM173 220H171V221H173ZM177 220V219H176ZM176 220H174L175 221V223H176ZM195 221L197 220V218H195L194 219ZM199 220V219H198ZM213 220V219H212ZM216 220V222H217V218L215 219ZM221 220V219H220ZM234 220H238L237 222H235ZM244 220V221H245ZM258 220V219H257ZM262 220V219H261ZM2 221V220H1ZM9 221V220H8ZM154 221V220H153ZM200 221H204V219L203 220H201L200 219ZM218 221H219V219H218ZM222 221V220H221ZM224 221V220H223ZM227 221L228 220H225V222H226V224H227ZM248 221H249V219H248ZM264 220H262V222H263ZM14 222V221H13ZM17 222V221H16ZM84 222V224H83V226L81 225L82 223ZM152 222V221H151ZM166 222V221H165ZM170 222V221H169ZM196 222H199V221H196ZM201 222V223H202ZM210 222H212V221H210ZM210 222H208V224H210V226H211V223ZM215 222V223H216ZM235 222V223H234ZM4 224H5V222H3ZM7 223V222H6ZM167 223V222H166ZM172 223V222H171ZM174 223V224H175ZM206 223H207V220L203 223V224H200V225H206ZM249 223V222H248ZM247 223V224H248ZM253 221H252V224H251V226L253 225ZM257 223H260V220H259V222L258 221H256V224L254 225V226H257V225H259V226H261L260 224H257ZM10 224V223H9ZM12 224V223H11ZM173 224V223H172ZM178 224V223H177ZM198 224V223H197ZM219 224H221V223H219ZM218 224V225H219ZM227 224V225H228ZM241 224H243V225H241ZM262 224H264V223H262ZM6 225V224H5ZM7 225H8V223H7ZM14 225V224H13ZM15 225H17V224H15ZM167 225H168V223H167ZM171 225V224H170ZM200 225L198 226V225H196V226H198V227H200ZM226 225V226H227ZM248 225H250V223L248 224ZM248 225H246V226H248ZM180 226V225H179ZM221 226H222V224H221ZM221 226L219 227V226H217V227H219V229L221 228ZM225 226V227H226ZM253 226V227H254ZM263 226V225H262ZM71 227L73 228H76L77 227V229L78 230H81V231H87L88 233H89V239H88V241H86V244L84 245V247L81 249L80 247H77L74 251H70V252H66L69 248H71L73 245L70 243L71 241H69V239H70V237L72 236V235H75V233L77 232L75 229H71ZM82 227V228H81ZM173 227H174V225H173ZM172 227V228H173ZM188 227V226H187ZM206 227L207 226H205V229H206ZM215 227V226H214ZM216 227V228H217ZM231 226L229 225V227H227V228H230ZM233 227H231V228H233ZM237 228H239L238 230H239V232H241L240 231V227H239V225H237L236 226ZM258 227V226H257ZM257 227L255 228L256 230H257ZM11 228H12V226H11ZM14 228V227H13ZM25 228H24V230H25ZM169 228V227H168ZM171 228V227H170ZM178 228V227H177ZM210 228V227H209ZM208 228V229H209ZM213 228V227H212ZM223 228V227H222ZM237 228H235V230H237ZM249 228H252V227H249ZM248 228V229H249ZM258 228H261V227H258ZM1 229V228H0ZM175 229H176V227H175ZM178 229H182V226H181V228L179 227ZM201 229H203V227L201 228ZM200 229V230H201ZM205 229H204V231H205ZM226 229V228H225ZM243 229H246V228H243ZM255 229H252V230H254V231H256ZM11 230V229H10ZM13 230V229H12ZM17 230V229H16ZM76 232H75V231ZM174 230V229H173ZM199 230V229H198ZM213 230H215L214 228L211 230L212 232H213ZM237 230V231H238ZM260 229H258V232H259V235H260V231H262V229L259 231ZM0 231H2V229L0 230ZM4 231H6V229L4 230ZM179 230H177V232H178ZM183 231V229L181 230V232L180 233H183L182 232ZM185 231V230H184ZM202 231V230H201ZM211 231H210V234H212L211 233ZM222 231V230H221ZM234 231V230H233ZM250 231H251V229H250ZM253 231V232H254ZM10 232V231H9ZM9 232H7V233H9ZM200 232V231H199ZM198 232V233H199ZM205 232H207L208 233V231L206 230ZM204 232V233H205ZM217 232H218V230H217ZM223 232V231H222ZM227 232H231V231H228L227 230ZM257 232V233H258ZM262 232H264V231H262ZM6 233V232H5ZM72 234V235H69V236H67L66 234ZM79 233V232H78ZM119 233V234H118ZM184 233H186V232H184ZM183 233V234H184ZM204 233H199V234H204ZM232 233V232H231ZM243 233H245L244 231H243ZM246 233L248 234V232L246 231ZM255 233V232H254ZM198 234V235H199ZM206 234V233H205ZM209 234V233H208ZM216 234V233H215ZM223 234H225V232L223 233ZM223 234H222V236H223ZM234 234V233H233ZM253 233H250V235H252ZM256 234V233H255ZM16 235H18V234H16ZM20 235V234H19ZM84 235V234H83ZM179 235V234H178ZM185 235V234H184ZM184 235H182V237H184ZM226 235V234H225ZM238 235V234H237ZM246 235V234H245ZM249 235V236H250ZM201 236V235H200ZM205 236V235H204ZM203 236V237H204ZM208 236V235H207ZM212 236V235H211ZM220 236V235H219ZM230 236V235H229ZM240 236V235H239ZM238 236V239L240 238ZM242 236V235H241ZM246 236H248V235H246ZM253 236H255L254 234H253ZM262 236V235H261ZM260 236V237H261ZM17 237V236H16ZM26 237V236H25ZM47 237V238H46ZM69 237V238H68ZM77 237H78V235H77ZM135 237V238H134ZM180 237H181V234H180ZM202 237V236H201ZM213 237H214V235H213ZM216 237V236H215ZM214 237V238H215ZM224 237V236H223ZM227 237V236H226ZM225 237V238H226ZM244 237V236H243ZM204 238H207L206 236L204 237ZM209 238V237H208ZM211 238V237H210ZM209 238V240H207V241H210L211 239ZM233 238V237H232ZM231 238V239H232ZM246 238V237H245ZM244 238V239H245ZM256 238V237H255ZM255 238H253L252 237V240H254L253 242V244L255 245V244H258L257 242V240H255ZM17 239H19V238H17ZM16 239V240H17ZM71 239L73 240V236L71 237ZM85 239V238H84ZM83 239V240H84ZM182 239L185 241V242H188V241H186V239H184V238H181V247L180 248H182L183 249V251H184V248L182 247V245L183 246H186V244L185 243H183L182 244ZM213 239V238H212ZM221 239H223L222 237H221ZM233 239H236V238H233ZM243 239V240H244ZM248 239H249V237H248ZM248 239H246V240H248ZM257 239H261V238H259V236H258V238ZM264 238H262V240H263ZM82 240V241H83ZM214 240V239H213ZM213 240H211V241H213ZM217 240V239H216ZM219 242H220V237H219ZM229 240V239H228ZM240 240V242H242L243 240H241V239H239ZM251 240V241H252ZM19 241H21V240H19ZM23 241V240H22ZM79 241V240H78ZM77 241V242H78ZM119 241H121V244L119 243ZM142 241V240H141ZM201 241H202V238H201ZM230 241V240H229ZM229 241H225V242H229ZM237 241V240H236ZM251 241H249V242H251ZM264 241V240H263ZM262 241V243L263 244H261V246H259V244L257 245L258 247H263L264 248V242ZM5 242V241H4ZM84 242V241H83ZM245 242V241H244ZM248 242V241H247ZM256 242V243H255ZM2 243V242H1ZM23 243V242H22ZM80 243H81V241L80 242H78V245H80ZM139 243H141L140 241H139ZM174 243V242H173ZM206 243H208V242H206ZM212 243H216V242H212ZM246 243V242H245ZM5 244V243H4ZM21 244V243H20ZM19 244V245H20ZM83 244V243H82ZM178 245H179V243H177ZM208 244H210V243H208ZM220 244V243H219ZM226 244L227 243H225V245L224 246H226ZM231 244H234V243H232V240H231ZM237 244V243H236ZM25 245V244H24ZM189 245V243H187V246ZM215 245H218V241H217V243L215 244ZM221 245V244H220ZM218 246V247H222V246ZM230 245V244H229ZM245 245H247V244H245ZM17 246V245H16ZM26 246V245H25ZM127 246V247H126ZM129 246V247H128ZM139 246V247H138ZM191 246V245H190ZM203 246H205V245H203ZM208 246V245H207ZM214 246V245H213ZM237 246H239V245H237ZM236 246V247H237ZM248 246H250V245H248ZM256 246V245H255ZM19 247V246H18ZM22 247V246H21ZM24 247V246H23ZM74 247H75V245H74ZM211 247H212V245H211ZM214 247H216V246H214ZM217 247V248H218ZM251 247H252V245H251ZM58 248H59V250L61 249V251H59L58 250ZM104 248V249H103ZM161 248V249H160ZM188 248H190L189 246H188ZM203 248V247H202ZM207 248V247H206ZM209 248V247H208ZM216 248V249H217ZM225 248H227V247H225ZM230 248H231V246H230ZM250 248V247H249ZM65 249H66V251H65ZM114 249H112V250H114ZM137 249H135L136 251H134V250H132L131 252L133 253V251L134 252H136L135 254H137L138 252L140 253V251H137ZM141 249V248H140ZM228 249V248H227ZM243 249H245V247L243 248ZM254 249V248H253ZM260 249V248H259ZM18 250H20L19 248H18ZM28 250H25V251H28ZM111 250V251H112ZM185 250H187V248H185ZM208 250V249H207ZM212 250V249H211ZM218 250H221V249H218ZM225 250L226 249H224V252H225ZM232 250H233V248H232ZM235 250V249H234ZM248 250V249H247ZM110 250L108 249V251H107V253L109 252ZM116 251V250H115ZM119 251V250H118ZM168 251V250H167ZM178 251V250H177ZM215 251V250H214ZM229 251V250H228ZM251 251V250H250ZM257 251V250H256ZM260 251V250H259ZM259 251H257V253L259 252ZM262 251V250H261ZM19 252V251H18ZM117 252V251H116ZM216 252V251H215ZM218 252V251H217ZM224 252H222L221 253V255H215V259L214 260H218V264H224V263H227V262H224V260L222 261V257H224L225 258V256L223 255V254H226V253H224ZM231 252H234V251H230L229 253H231ZM20 253V252H19ZM113 253H115V252H113ZM113 253H112V255H113ZM118 253V252H117ZM117 253H115V254H117ZM124 253H120L119 252V254H122L121 256H119V257H117L118 259H120L121 260V263L123 264V262H125V254ZM140 253V254H141ZM147 253V251L145 252V254ZM149 253V252H148ZM152 252H150V254H151ZM179 253H180V251H179ZM208 253H209V251H208ZM213 253V252H212ZM219 253V252H218ZM251 253V252H250ZM250 253H248V254H250ZM256 253V254H257ZM1 254V253H0ZM118 254V255H119ZM134 254V253H133ZM133 254H131V255H133ZM153 254V253H152ZM176 254H178V253H176ZM188 255V253H186L185 252V255ZM214 254V253H213ZM238 254V256L237 255H235V253H234V255H232V253L231 254H229V257H231L230 255H232L233 257H231V258H234V256L236 257H241L242 255H244V254H242V253H240V252H238L237 253ZM239 254H241V255H239ZM259 254V253H258ZM260 254H262V252L260 253ZM264 254V253H263ZM2 255V254H1ZM49 255V254H48ZM111 255V254H110ZM142 255V254H141ZM141 255H138V256H141ZM147 255V254H146ZM149 255V254H148ZM251 255H254L253 254V252L250 254V256ZM3 256V255H2ZM24 256V255H23ZM45 256V255H44ZM143 256V255H142ZM150 256V255H149ZM153 256V255H152ZM160 256V255H159ZM172 256H173V254H172ZM171 256V257H172ZM190 256V255H189ZM210 256H212V255H210ZM245 257L243 258V259H246V251H245V255H244ZM19 257H21V256H19ZM34 258V261H33V258ZM49 257V256H48ZM50 257H51V255H50ZM154 257H156V256H153V258ZM166 257H168L167 256V254H166ZM177 257V256H176ZM209 257V256H208ZM207 257V258H208ZM221 257V258H220ZM228 257V256H227ZM255 257H256V255H255ZM259 257V256H258ZM32 258V259H31ZM58 258V257H57ZM130 258V257H129ZM134 258V257H133ZM140 258V257H139ZM185 258H187V257H185ZM206 258V257H205ZM257 258V257H256ZM262 258H263V256H262ZM39 259H41V261H42V257L41 258H39ZM142 259V258H141ZM229 259V258H228ZM248 260L250 259V258H247ZM252 259H253V257H252ZM255 259V258H254ZM253 259V260H254ZM259 258H257L256 260H257V262L259 261L258 260ZM0 260H1V258H0ZM16 260H17V258H16ZM22 260H23V262H26V261H24V259L22 258ZM116 260V259H115ZM115 260H114V262H115ZM120 260H117L118 261V263H119V261ZM183 260V259H182ZM185 260V259H184ZM188 260H189V258L187 259V262H188ZM227 260V259H226ZM230 260H232V259H229V263L231 264V263H234V261H230ZM238 260V259H237ZM240 260H241V258H240ZM247 260V261H248ZM255 260V261H256ZM260 260H261V256H260ZM15 261V260H14ZM40 261V260H39ZM135 261V260H134ZM174 261V260H173ZM209 261V260H208ZM242 261V260H241ZM241 261H239V262H241ZM247 261H245V262H247ZM262 261V260H261ZM19 262V261H18ZM46 262V261H45ZM53 262V261H52ZM52 262H50L49 263V261H48V263L46 262V264H52ZM127 262V261H126ZM145 262V260L143 261V263ZM147 262V261H146ZM178 262V261H177ZM211 262V261H210ZM209 262V263H210ZM250 262H252L251 261V259H250ZM263 263H264V261H262ZM261 262V263H262ZM43 264H44V262H42ZM117 263V264H118ZM127 263H131V262H127ZM137 263V262H136ZM176 263V262H175ZM207 263V262H206ZM236 263V262H235ZM248 263H249V261H248ZM253 263L254 264H256L254 261H253ZM252 263V264H253ZM259 263H260V261H259ZM260 263V264H261ZM15 264H16V262H15ZM25 264V263H24ZM54 264V263H53ZM105 264V263H104ZM115 264V263H114ZM126 264V263H125ZM132 264V263H131ZM145 264V263H144ZM147 264H148V262H147ZM150 264H166V263H164L163 261H158V263L157 262H154V263H150ZM217 264V263H216ZM244 264V263H243ZM258 264V263H257Z\"/></svg>","mask_w":264,"mask_h":264},{"label":"rangeland","instance_id":"obj_2","mask_svg":"<svg viewBox=\"0 0 264 264\" xmlns=\"http://www.w3.org/2000/svg\"><path fill=\"white\" fill-rule=\"evenodd\" d=\"M154 2H158V1H161L160 3L158 2V4H159V6H162L161 8L159 7V9L158 10H160V11H162V13H163V15H160L161 16V20L162 21H164L165 23L166 22H168V21H174V19H175V21L174 22H176L177 21V25L178 26H176V23H174V22H172L171 24H170V22H169V27H170V25L171 26H173L174 25V27L172 28V27H170V29L171 30H176L178 27H180V28H178L176 31H170V32H168L169 30L167 29L168 28V25H164V24H160V26H158V25H156V27H155V29H157V30H159V33H160V31L161 32H163V34H167V35H164V36H167L166 37V39H167V41H165L164 40V36L163 37H159L158 39L156 38V36L154 37V39H156V41L154 40H152L153 39V35H154V32H153V35H152V33L151 32H149L150 30L148 29V30H146V29H142V27L140 28V26H135V23L133 22V21H128L129 23H127L126 25H125V29H123L122 31H120L121 29V27H119V33L117 32V33H114V36H115V34H117L116 36H118L119 38H120V40L123 38V39H125V34H127V30H128V32L131 30V28H133V24H134V29H135V31L133 32V30H131L134 34L136 33L137 35H139L138 37L137 36H135V38H137V39H139L138 40V42H137V44L138 43H140V42H142L141 40L143 39V42L146 40H144V37L145 38H147L148 39V37H149V40H151V41H153V42H151L152 44L150 45V48L154 45L153 43H156V44H158L156 47L158 48V47H161V48H164V47H166L167 45L169 46V47H172L173 49H174V44L175 43H177V42H179L178 43V45H180V43H182V45L184 44V48H186L185 50H182V46H178L177 45V47H176V45H175V47H176V49H174V51H173V49L172 48H170L169 49V47L167 46L166 47V49L168 50H170V52L172 51V53L174 52V54L176 53V52H181L180 54L183 56H181L180 54H177V56L178 55H180V56H175V55H173L172 56V53L170 54V55H168L169 53H167L166 51V54L164 53V49H162V50H160L159 48V51L161 52L162 51V53H164L162 56H161V54L162 53H159V51L157 50V48H155L154 46L156 45H154L153 47L155 48H151V49H154L153 50V53L151 52V54L152 55H149L150 56V60H148L146 57H144V56H146L147 54H149V52L147 53V49L149 48V47H147V45H149V40H147L148 42H146V47H144L143 46V48L144 49H146L145 51H146V53L147 54H145V51H143L144 49H142L141 48V44H143V42L142 43H140V45H139V47H138V50L137 51H139V48H140V51L142 50V52H143V55L141 56H139V59H141L142 57H144L145 59H147V60H145L144 58V60H143V62H142V59L141 60H139V59H137V57L135 58L134 56V54H133V52L135 51L136 52V50H135V48H133V52H131V54H133V56H131L133 59L135 58V60H139V63H144V62H146L147 64H138V62L136 63L135 62V60L132 62L131 60H128L127 58H129V57H125L124 58V56L120 53L121 51V49L122 48H120L121 47V44H116V49H117V52H119V53H117L116 55H114V53L112 54V52L110 53V50L111 49H109V50H107L106 51V53H105V57H106V62H105V64H103V63H101V65L102 66H105V68L103 67H101L100 69H99V67H98V70L97 71H99L98 73H97V71L95 72L96 73V75H93L92 76V78L93 79H95V78H99V81H105V80H100L101 78L100 77H102L103 75L102 74H104V76H105V78L104 79H106V77H107V75H108V77H107V79H106V81L107 82H105V85H104V87H103V89L105 88V90L104 91H106V87L109 85V87L110 86H112V87H110V88H108V89H110L109 91H108V89H107V93L109 94V92L112 90V88L113 87H115L116 85H118V87L116 86L115 88H117V90L115 89V91L112 93H110L109 95L111 96H109V95H107V93H105L104 91H103V89L101 88V93H103L104 92V94L102 95H100V96H102V98L100 97V98H96V101L95 102H97V103H94L95 105H97V106H95L94 104V106L93 107H95V109H98L99 110V108H100V106L101 105H105V104H107V106L109 105L108 104V102L110 103V105L112 104V106H113V102L115 103L116 102V104L115 105H117L118 104V102H120L119 103V105H117L118 107H120V110H119V108L116 106H114L115 108H118L117 110L119 111V112H121L122 113V115H120V114H117V115H119V116H123L124 114H126V117L125 116H123L125 119H130V121H131V124H132V126H133V128L135 127L136 129H138V130H140V132H146L147 133V135H146V137L145 138H147V140L149 141V139H150V141L151 140H156V138H157V140L156 141H158V140H160V138L161 137H167V139L169 138V140H167L166 138H164V139H162L161 138V141L163 142V140H166L168 143H164V142H166V141H164L163 143L164 144H161L162 142H159L160 144H158V143H154L155 142V140L154 141H151L152 142V144H151V142L149 143V142H145V140H141L140 139V137L138 136V138L139 139H135L137 136H136V134H133V135H131V133H129V135H130V137L128 138V139H125V138H120L121 140H120V142H121V144L123 145V146H121L120 144V146L117 148V146L116 145H114V148L116 147V150H118V152H119V154H118V157L121 159V161L122 160H124V161H122L123 163H122V165H123V168H124V170H127V167L124 165L125 163H126V156H125V152H124V154H123V151H121V149H125V150H127L125 147H127V146H129V144H127V142L126 141H128L129 139V142L130 141H132V140H134V141H132V143L130 144V145H132V147L131 148H133L134 149V147L136 146V145H138V143H139V145H138V147H139V149H137L138 147H135V150H132V153L134 154V152L136 151V153H138L139 155H140V157L142 158V162L144 161V163H142L141 161H140V157H139V159H138V154H135V158H137L138 159V161H139V166L141 165L140 163H142V166H138L139 168H143V169H146V167L147 168H150V166H146V165H148L147 163H148V161L150 160V157L151 158H153V157H156V155H158V157H162V159H163V156L165 155V156H167L166 158H165V156H164V160H168L170 157L171 158H173L172 159V161H171V158H170V161H168V162H170V165H171V168L169 167V169H172V168H176L177 166H175V167H172L173 165L171 164V163H173L174 165H178L179 167H178V172L179 173H176V175H175V170L176 169H172L170 172H169V175L167 176V178H168V181H169V178H170V181L171 182H167V183H173L172 181H174V180H176L177 179V181H175V182H177V187H176V185H175V187H176V189H172L171 188V186L170 185H168V184H166L165 186H166V188L164 187V181L166 182L167 180V178H165V177H163V179L162 178H159L158 179V181H152V182H150V183H142L141 184V186L142 187H140L141 189H137L136 188V182H138L137 180H135L136 179V177L135 176H133V174H130L131 172H129L128 174H127V176H125V177H127V178H124L125 179V182L124 181H122V182H120L121 183V185L123 184V182H124V184L122 185L123 186V188H121V189H123V191L121 190V192L122 193H120L121 195L122 194H124V195H122L121 197L119 196V195H117V197H116V195H113V196H111V194H108V193H104V194H102V195H100L103 191H99V192H101L100 194H99V192L97 193H94V195L96 194V197H98V198H100L99 196H102V198H101V200L100 201H102L103 202V204H105V202L108 200V201H110V200H114L113 202L112 201H110V206H112V207H117L116 209H120L121 211L123 210L125 213H127V215L128 216H130V218H131V216H132V219L133 220H139V219H141V217L144 219V220H146L145 222L146 223H149V221H150V223H154L155 222V220H156V222H158L159 220H161V221H164V226L161 228V229H163V231H165V233H166V240L165 241H163L162 242V256L163 257H161V253H159V255H158V253H154L153 251H150V250H148L147 248H145L146 246V244H143L144 243V241H146V240H143V239H146L145 237L144 238H142V237H139V239L137 238L136 240H138V241H136L138 244H139V246L141 245V246H144V250L143 251H147V255L145 254V252L143 253H141V251L140 250H142L143 248L142 247H140V248H136L137 246L136 245H133V246H131V247H135V249H137V251H140V253L143 255H141L139 252L137 253V254H135L136 252H134V251H136L134 248H132V250H134L133 251V253L130 251V255H128V253L129 252H126V254L122 251V249H114L113 247H111L110 245H109V247L107 246V248L106 247H104L105 248V260H106V258H109V259H111L112 261H113V264L115 263V264H117L118 263V261L117 260H120V259H118L117 257H119V256H121L122 254H119V252L120 253H124L126 256H125V262H123V264H129V263H127V262H131L132 264H147V262H148V264H150V263H154V262H157L158 263V261H163L164 263H166V264H218V260L216 261V260H214L215 259V255H221V253L222 252H224V249H226L225 250V252L224 253H226V254H223L224 256H225V258L224 257H220L221 259H222V261L224 260V262H227V263H224V264H230L228 261H229V259H232V260H230L231 262L232 261H234V263H231V264H252L253 263V261L257 264H260L262 261H264V248L263 247H258L257 245L259 244V246H261V244H263L262 243V241L264 240H262V238H264V232H262V231H264V224H262V223H264V221L262 222V220H264V214L262 213V212H264V210H262V209H264V205H262V203H263V200H261L262 198H263V196H262V194H264V43L262 42V40L264 39L263 37H261L260 38V40L259 41H255V39H253L252 38V40H254V41H252L251 40V32H253V26H252V23H251V21L254 23L255 21H256V19L263 13H261V10H262V8L264 7V2L263 3H261L262 1H264V0H256L254 3L253 2H251V3H245V5H244V2L245 1H243V0H228V2H227V4L228 3H231V5H226V6H229L228 8H230V11L231 10H233L234 8V10L232 11V12H229L228 10V13H227V11L225 10V14L227 13L228 15H232V17L231 16H229V20H227L226 22H224L227 18H225L226 16H224L225 14L222 12V14H221V11L222 10H218V9H216V10H213L214 12H216V13H213V11H212V9H214L212 6H210V5H212L210 2H208V0H171V1H169V0H153ZM163 1V2H162ZM165 1H166V3H165ZM167 1H168V3H167ZM235 1V2H234ZM243 1V3H241ZM203 2V3H202ZM240 3V4H237V3ZM259 2V3H258ZM164 5H163V4ZM172 3V4H171ZM207 3V4H206ZM252 3L255 5H252ZM257 3V4H256ZM162 4V5H161ZM165 4H167V5H165ZM234 4V5H233ZM238 6H237V5ZM241 4H242V6L245 8V11L244 10H241L242 9V6H241ZM246 4H248V5H250L249 7V9H247L248 7H247V5ZM51 5H53V4H51ZM204 5L206 6V7H204ZM209 5V6H208ZM237 7H236V6ZM241 6V8H240V6ZM262 5V6H261ZM158 6V5H157ZM166 6V7H165ZM233 6H235V7H233ZM252 6H254L253 8H252ZM256 6H257V8H256ZM172 7V8H171ZM209 7H211V8H209ZM262 7V8H261ZM162 8H163V10H162ZM165 8H167V9H165ZM207 8V9H206ZM238 8V9H237ZM252 8V9H251ZM261 8V9H260ZM226 9H227V7H226ZM254 9V10H253ZM260 9V10H259ZM164 10H165V14H166V16H165V14H164ZM206 10H207V12H206ZM249 10V11H248ZM174 11V12H173ZM208 11H210V12H208ZM235 11V12H234ZM242 11V12H241ZM247 11V12H246ZM256 11V12H255ZM260 12L259 14L257 13V12ZM169 12V13H168ZM238 12V13H237ZM255 12V13H254ZM159 13H161V12H159ZM161 13V14H162ZM230 13H233V14H230ZM234 13H235V15H234ZM242 13H243V15H242ZM248 13V14H247ZM258 15H257V14ZM213 14H215V17H214V15ZM254 14V15H253ZM51 16H52V14H50ZM168 15H169V17H168ZM228 15H227V17H228ZM236 17H234V16ZM250 17H249V16ZM97 16V15H96ZM124 16V17H123ZM123 16H120L119 18H115V19H112V22L113 23H118V21L120 22L121 20H122V18L124 19H126L127 17V15H123ZM174 16H175V18H174ZM177 16V17H176ZM221 16V17H220ZM248 16V17H247ZM255 16V17H254ZM257 16V17H256ZM128 17H129V15H128ZM168 17V18H167ZM173 19H172V18ZM225 18V20H224V18ZM232 19H231V18ZM234 17V18H233ZM244 17V18H243ZM246 17V18H245ZM171 19V20H166V19ZM218 18L220 19V20H218ZM222 18H223V20H222ZM253 18V20H251ZM119 19V20H118ZM124 19V20H125ZM185 19H186V21H187V24H185ZM250 19V20H249ZM116 20H118L117 22H116ZM180 20H183L184 22H182L181 21V23H180ZM246 20V21H245ZM179 21V22H178ZM231 23H230V22ZM245 21V22H244ZM89 22H91V21H89ZM94 22H95V20H94ZM189 22V23H188ZM246 22H247V24H246ZM251 23V25L250 24H248V23ZM97 23H98V21H97ZM228 23H229V25H228ZM244 23V24H243ZM181 24H183L184 25V27H185V29H184V27H182L183 25H181ZM189 24V25H188ZM227 24V25H226ZM246 24V25H245ZM91 25H95L94 23H91ZM129 26V28H130V25L132 26L131 28H130V30L129 29H127L128 28V26ZM188 27H186V26ZM247 25L249 26L248 28H250L251 27V29L250 30H248V28H246L247 27ZM162 26L165 28V29H162ZM176 26V27H175ZM245 26V27H244ZM110 27V25L108 24V26H107V24H106V26H105V29H107V28H109ZM136 27V28H135ZM174 28H176V29H174ZM104 29V30H105ZM127 29V30H126ZM137 29H138V31H137ZM180 29V30H179ZM163 30V31H162ZM168 30V31H167ZM246 30H248L247 32H246ZM117 31V30H116ZM115 31V32H116ZM137 31V32H136ZM165 31V32H164ZM183 31V32H182ZM249 31H251V32H249ZM104 32V31H103ZM106 32V31H105ZM149 32V33H148ZM173 32V33H172ZM175 32H178L177 34L178 35H176V33ZM180 32V33H179ZM124 33V34H123ZM143 33V34H142ZM156 33H158V32H156ZM247 33V34H246ZM105 34V33H104ZM143 35V38H141L140 37V35ZM149 34H150V36H149ZM171 34H173L172 36H174V38L176 37V38H178L179 39V41H177V39L175 40L173 37H170V35ZM249 34V35H248ZM128 35V34H127ZM144 35H146V36H144ZM151 35H152V39L150 38L151 37ZM253 36V35H252ZM141 39H140V38ZM181 37V38H180ZM169 39V40H168ZM171 39H174V40H172L171 41ZM136 40V39H135ZM162 40V41H161ZM180 40H181V42H180ZM161 41V43L163 44V42H165L164 44H166L167 42V44L166 45H160L159 44V42ZM171 43H170V42ZM177 41V42H176ZM261 42V43H260ZM148 43V44H147ZM259 43V44H258ZM145 44V43H144ZM170 44L172 45V46H170ZM257 44V45H256ZM137 45V46H138ZM251 45H253V47L256 45L257 47H255V48H253V47H251ZM120 46V47H119ZM261 46V47H260ZM263 46V47H262ZM135 47V46H134ZM109 48H111V46L109 47ZM177 48H178V51H175V50H177ZM179 48L181 49V51H179ZM183 48V49H184ZM260 48V49H259ZM172 49V50H171ZM262 49V50H261ZM95 50V52L96 53H98L97 52V50L96 49H94ZM150 50V49H149ZM98 51H99V54H100V50L98 49ZM103 51V50H102ZM109 51V53H107ZM156 51H157V53H156ZM185 51H187V52H190V53H187V52H185ZM259 51V52H258ZM134 52V53H135ZM142 52H139V54L140 53H142ZM155 52V53H154ZM184 53V54H183ZM185 53H186V55H185ZM259 53V54H258ZM106 54H108L107 56H106ZM110 54H112V55H110ZM136 54V53H135ZM138 54V53H137ZM138 54V55H139ZM155 54V55H154ZM160 54V55H159ZM188 54V55H187ZM167 55V57L166 58H168L169 56H171V58L169 57L168 58V60L170 59L173 63H168V62H170V60L168 61V62H166V67H164V64H165V62H160L159 63V61H161V59L162 60H166L165 59V56ZM111 56V57H110ZM115 56L117 57V58H119L120 56L122 57V58H124V59H127L128 61L127 62H131L130 63V65L129 64H127V62H126V60H124V59H122V58H120V59H117V58H115ZM148 56V55H147ZM159 56V57H158ZM164 56V57H163ZM113 57V58H112ZM129 58V59H132V58ZM151 57H153L152 59H151ZM155 57H157L158 59H156ZM174 57V58H173ZM184 58V60H180L181 58ZM175 58H179V61L177 62V61H173V60H177V59H175ZM186 58H187V60H186ZM132 59V60H133ZM173 59V60H172ZM120 60V61H119ZM123 60L126 62V64L123 62ZM100 62H103L102 60H99ZM113 61V62H112ZM122 61V62H121ZM148 61H150V62H148ZM154 61H155V63H154ZM158 61V62H157ZM195 61V62H194ZM99 62V63H100ZM107 62H108V65H107ZM122 64H121V63ZM134 63H136V64H138V65H135ZM151 63V64H150ZM160 64V66H159V64ZM118 64V65H117ZM123 65V66H121V65ZM131 64H133V65H131ZM163 64V66H161ZM167 64H169V65H167ZM100 65V66H101ZM110 65H112V66H110ZM125 65V66H124ZM126 65H129L128 66V68H131V69H129L130 70V72H129V74H128V76H129V80H128V76H127V73H126V70L128 71V68L126 67ZM139 65H141V67H142V69H141V67L140 68H137V66H139ZM142 65H144V66H142ZM172 66V67H170V68H168L167 69V66L169 67V66ZM110 66V67H109ZM114 66V67H113ZM119 66H121V67H119ZM131 66H134V69L131 67ZM136 66V67H135ZM113 67V68H112ZM144 67V68H143ZM110 68V69H109ZM109 69V70H108ZM123 69V71H121ZM125 69V70H124ZM139 69V70H138ZM145 69V70H144ZM165 69V70H164ZM102 72H101V71ZM133 72H132V71ZM140 70H143V71H140ZM164 70V71H163ZM168 70V71H167ZM125 71V72H124ZM135 71V72H134ZM105 72H106V74H105ZM94 73V74H95ZM102 73V74H101ZM124 74V75H123ZM195 74V75H194ZM196 75H197V77H196ZM95 76V77H94ZM110 76V77H109ZM113 76V77H112ZM127 76V77H126ZM114 78V79H112V78ZM201 77H202V79H204V80H201ZM111 79L110 80V82L112 81H115L114 83H116V84H114V83H112V84H108L107 86H106V84L107 83H110L109 82V79ZM147 78V79H146ZM102 79H103V77H102ZM122 79V80H121ZM97 79H95V81H96ZM129 82H127V81ZM199 80H201V81H199ZM122 84V85H121ZM128 84V85H127ZM146 84V85H145ZM115 85V86H114ZM106 86V87H105ZM124 87V88H123ZM113 91V90H112ZM118 91V92H117ZM116 92H117V94H116ZM105 95V96H104ZM124 95H126L127 97H125ZM103 97H104V99H105V97H106V99L104 100L103 99ZM122 97L124 98V99H122ZM114 98H116V99H114ZM108 100V101H107ZM109 100H111V102L109 101ZM118 100H120V101H118ZM123 100V101H122ZM124 100H125V102H124ZM127 100V101H126ZM104 102H105V104H104ZM99 103V104H98ZM129 103H130V105H129ZM128 105V106H126L125 107V105ZM122 105H124V107L127 109H124L123 108V106ZM131 106V109L130 110H132L133 112H134V108H135V112L132 114L131 112L132 111H130V113H129V107ZM132 106L134 107V108H132ZM214 106V107H213ZM96 107H98V108H96ZM103 106H101V108H102ZM121 107L123 108V109H121ZM220 107V108H219ZM114 108V110L115 111H117L116 109ZM156 108L158 109V110H156ZM203 108V109H202ZM205 109V110H204ZM217 109V110H216ZM11 110H13V111H11ZM123 110H124V112H123ZM139 110V112H137ZM155 110V111H154ZM204 110V111H203ZM117 111V112H118ZM201 111V112H200ZM222 111V112H221ZM17 112H18V107H16V106H14L13 107V109H12V107H11V109L8 111V113H6V115L8 116H10V117H12L13 119H12V123H13V125L11 126L9 123H6V121L5 122H3L2 124H0V137H2L3 139H6V137L4 136V134H5V131H6V129L7 130H10V131H13V129H14V131L16 130V129H18L20 126H22V124H20V120H18L17 119ZM116 112V113H117ZM118 112V113H119ZM126 112V113H125ZM167 112H171V117H170V115H169V113H167ZM200 112V113H199ZM12 115H11V114ZM115 113V112H114ZM136 113V114H135ZM127 114H130L129 115V117L127 116ZM166 114V115H165ZM176 114V116L178 115V117L180 116V114L182 115L183 114V116H180L179 118L178 117H174V116H172V115H175ZM190 115V118H189V115ZM192 114V115H191ZM205 114H207V115H205ZM5 115V116H6ZM131 115H133L134 116V118H132V117H130ZM138 115L139 116H143V117H146V119L145 118H143L142 116H141V118H142V120H140V117H138ZM165 115V116H164ZM204 115H205V117L206 118H204ZM14 116V117H13ZM16 116V117H15ZM155 116V117H154ZM168 118H167V117ZM185 116L187 117V119H185ZM200 116H201V118H200ZM203 116V117H202ZM153 119V122H152V120L150 121L149 120V122H148V119H151V118ZM156 117H158V118H156ZM166 117V118H165ZM174 117V119H172ZM184 117V119H181V118H183ZM222 117V118H221ZM17 120H16V119ZM148 118V119H147ZM155 118V119H154ZM160 118H161V120H160ZM165 118V119H164ZM175 118H177V119H175ZM193 118V119H192ZM212 118V119H211ZM136 119V120H135ZM143 119L146 121L147 120V122H145V121H143ZM166 119H169V123H168V120H166ZM172 120V122H171V120ZM178 119H179V121H178ZM190 119V121H188ZM209 119V120H208ZM223 119V120H222ZM154 120L156 121L155 123H154ZM158 120H160V122L158 121ZM176 120H177V122H179V123H177L176 122ZM184 120V121H183ZM210 121V123H205V122H208V121ZM214 120V121H213ZM141 121H143V122H141ZM164 121H167V122H163ZM175 121V122H174ZM187 121V123H185ZM211 121L212 122H214L215 123V121H216V123L214 124V123H212L211 124ZM219 121H221L222 123H224L223 125H221L222 123L220 122V126H222V129H223V127L225 126V128L223 129L224 131H226V132H223V131H221L219 128H220V126L218 127V125L217 124H219ZM172 124H171V123ZM173 122H174V125H175V127L174 126H168V127H166V124L168 123V125H173ZM190 122H192V123H190ZM204 122V123H203ZM218 122V123H217ZM6 123V124H5ZM11 123V124H12ZM14 123H15V125H14ZM19 123V125H17V124ZM189 123H190V126L191 125H193L192 127H186V129H185V126H187V125H189ZM194 123V124H193ZM199 123V124H198ZM177 124V125H176ZM181 124H184V126L182 127V126H180ZM210 126H213V128L211 127H209V125ZM2 125L4 126V127H2ZM5 125H8V127L7 126H5ZM135 125V126H134ZM148 125V126H147ZM202 126L203 127V129L202 128H200L198 131H197V129H198V127L197 126ZM14 126V127H13ZM180 127V128H183V129H177L176 127ZM194 126H196L195 128H193ZM199 126V127H200ZM204 126L205 127H209L210 129H213L214 130V132L212 131V130H210L211 132V135H212V133H215L216 134V136L217 135H219V134H217V132L219 133L220 132V136L222 135V134H224V136L226 137V138H224L225 140H224V142H222V143H219V142H221L222 140V137L219 139L218 137H217V140H220L219 142L218 141H216L215 139H216V136H214V134H213V136L215 137V138H213L214 139V141H216L217 142V144H216V142H214L213 143V139H211L210 141L213 143L212 145H211V142L208 140V139H206L205 140V138H207L208 136H204V137H202L203 135H206V134H208L209 132H207L208 130H206V129H204ZM216 126V127H215ZM7 127V128H6ZM22 127H24V126H22ZM172 127V128H171ZM176 128L177 129V131H176V129H174V128ZM8 128H10V129H8ZM12 128V129H11ZM21 128V127H20ZM20 128H19V130H20ZM156 128H158V129H156ZM169 128V129H168ZM188 128V129H187ZM4 129H5V131H4ZM161 129V130H160ZM163 129V130H162ZM166 129H167V131L168 132H166ZM190 130V131H185V130ZM193 129V130H192ZM195 129V130H194ZM208 129V128H207ZM219 129V130H218ZM226 129V130H225ZM159 130V131H158ZM173 130V131H172ZM181 130V131H180ZM184 130V131H183ZM217 130V131H216ZM9 131V132H10ZM176 131V132H175ZM193 131H197L198 133H196L195 134V132L194 133H192ZM203 131H205V133L203 134ZM172 132V133H171ZM178 132V133H177ZM184 132H185V134H184ZM207 132V133H206ZM223 132V133H222ZM6 133H8V131H6ZM36 133H37V135L36 134H34L33 135V142H31V139H30V137H28L27 136V138H26V134H25V132H24V136H20V137H17V141L18 140H20L19 142H20V144H18L17 143V145L21 148V149H19V147L17 148L20 152L18 153L17 151H16V153H15V151H13V149H11L10 147H7V148H3V151H4V149H6L4 152H6L7 153V158L8 159H10L9 161H11V162H21L22 160V162L20 163L21 164V166L22 165H26V163L28 162V161H30V163L28 162V164L26 165L28 168H32V166H33V169H28V170H30L29 172H28V170H27V168L26 167H17V169L19 170V174L20 173H22V178H19L18 177V175H16V178L18 179V181L16 180V178L14 179V182H16L15 183V185H13V178L11 179V180H6V181H11V183L9 184V182L7 183V188H9V187H11V188H9L8 190H7V195H6V198H7V202H10L11 200L13 201H11V203L10 204H12L13 205V203H14V207H10V208H7L6 209V211H3V212H6L5 213V216L3 215V213H2V215L0 214V216H1V218H0V228L2 229V231H0V253L3 255H1L0 254V258H1V260H0V264H15V262H16V264H26L27 263V260H28V258H27V254L29 253V250H28V248H26L28 245H27V243H25L24 241L26 240V238H27V234H24L25 232H23L22 233V229H23V231H26V228L25 227H27L28 226V224L30 225V223H28V222H31V220H32V217H33V213H31L32 212V209H33V207H34V202H32L31 203V201H35V200H37L38 198L40 199V198H42V201H43V208H44V201L46 202L49 198H47V200H45V199H43V197H44V194L46 193V194H48V196H51V195H49L50 193H47L46 192V190H48V187H45V186H47L48 185V180L50 179V171H48V170H50V169H53V163L51 162V160H50V162H49V160H48V162H46L47 160L46 159H48L49 157H47V155H46V157H45V153L46 154H50V152H51V149L49 148L48 149V145H47V143H48V139L47 138H45V136H46V134L45 133H38V131H36ZM152 133V134H151ZM155 133H157V134H155ZM177 133V134H176ZM188 133H190V135H191V133L194 135V137H193V135H191V136H188ZM40 134H42V135H40ZM151 134V135H150ZM162 134V135H161ZM167 134V135H166ZM203 134V135H202ZM226 134V135H225ZM136 137H135V136ZM159 135L161 136L159 139H158V137H159ZM172 135V136H171ZM201 135V136H200ZM210 135V136H211ZM12 136V135H11ZM19 136V135H18ZM37 136V137H36ZM153 136V137H152ZM182 136H185V137H182ZM36 137V138H35ZM133 137H134V139H133ZM151 137V138H150ZM192 137V138H191ZM200 137V138H199ZM19 138V139H18ZM26 138V139H25ZM44 138L46 139V141H42V140H44ZM176 138H177V140H176ZM196 138V139H195ZM201 138L203 139L204 138V140H205V142L207 141V142H210L209 144L210 145H208L207 143H205L204 142V140H201ZM210 138V137H209ZM211 138H212V136H211ZM41 139V140H40ZM172 141H171V140ZM186 139L189 141H187L186 143H184L185 141H186ZM189 139H193V141H194V139H195V142L193 143V141L192 142H190V140ZM198 139V141H199V139H200V141H199V143L200 144H198V141H196ZM24 140H26V143H25V141ZM38 140V141H37ZM125 140V141H124ZM139 140V141H138ZM146 140V141H147ZM180 140H181V142H180ZM183 140H184V142H183ZM31 143H30V142ZM34 141H35V143H34ZM122 141H124V142H122ZM171 143H170V142ZM174 141V142H173ZM178 141V142H177ZM201 141H203V143L201 144ZM28 142H29V144L30 145H28ZM45 142V143H44ZM126 142V143H125ZM128 142V143H129ZM136 142V143H135ZM142 145H141V144ZM155 145H154V144ZM179 143H181V144H179ZM219 143V144H218ZM54 144H56V143H54ZM58 144V143H57ZM56 144V145H57ZM126 144H127V146H126ZM145 146H144V145ZM193 146H191V145ZM207 144V145H206ZM214 144H216V145H214ZM221 144H223V145H221ZM225 144V145H224ZM23 145V146H22ZM38 145V146H37ZM148 147H147V146ZM194 145H201L200 147L199 146H195L194 147ZM202 145H205V147H203ZM218 145H220V146H218ZM134 146V147H133ZM150 146V147H149ZM171 147L172 149H173V152H172V149H171V151H170V149H168L167 150V152L166 151H164V150H166L165 148L166 147ZM177 146V147H176ZM210 146V147H209ZM211 146H214L215 148H211ZM219 147V148H217V147ZM17 147V146H16ZM25 147V148H24ZM28 147V148H27ZM39 147V148H38ZM45 147V148H44ZM47 147V148H46ZM110 147V146H109ZM147 147V148H146ZM158 147H161V150H160V148H158ZM162 147H165L164 149L162 148ZM185 147H190V148H188V149H186ZM199 148V149H201L202 150V148H203V151L204 152H201L199 149H197V148ZM206 147H207V149H206ZM220 147H222V148H220ZM26 148H27V150H26ZM38 148V149H37ZM42 148V149H41ZM111 148V147H110ZM113 148V146H112V148H111V150L112 149H114ZM145 148V149H144ZM156 148V149H155ZM174 148H175V150H174ZM180 150H179V149ZM196 148V149H195ZM204 148H205V150H204ZM212 149L211 151H210V149ZM23 149V150H22ZM33 151H32V150ZM44 149V150H43ZM148 151H147V150ZM158 149V150H157ZM178 149V150H177ZM182 149V150H181ZM209 149V150H208ZM21 150H22V152H21ZM31 150V151H30ZM37 152H36V151ZM46 150V151H45ZM50 150V151H49ZM155 152H154V151ZM183 150H186V151H184L183 152ZM187 150H188V152H187ZM214 150V151H213ZM222 150H224V151H222ZM45 152V153H43V152ZM49 151V152H48ZM59 151H61V150H59ZM141 151V152H140ZM143 151V152H142ZM148 152V154H147V152ZM161 151H163L162 153L163 154H161ZM178 151H181V152H178ZM194 151H195V153H194ZM196 151H198V153L196 152ZM207 151V152H206ZM26 154V156L24 157V153ZM27 152V153H26ZM28 152H30V154L28 153ZM38 153V152H41V153H38V154H36V153ZM111 152V151H110ZM122 152V153H121ZM128 152V151H127ZM166 153V154H165ZM173 153V154H172ZM21 154V155H20ZM22 154H23V158H25V159H23L22 158ZM40 154H42L40 157H41V159L38 157V155H40ZM153 154H156V155H153ZM161 154V155H160ZM30 155V156H29ZM37 155V156H36ZM44 155V156H43ZM113 155V154H112ZM145 155V156H144ZM149 157H148V156ZM29 156V157H28ZM110 158H111V153H110V155H108ZM125 156V158L123 159V157ZM169 156V157H168ZM22 159H21V158ZM39 158L38 160H36V158ZM144 157H145V159H144ZM147 157V158H146ZM160 157V158H161ZM28 158V159H27ZM29 158H31L30 160H29ZM45 158V159H44ZM110 158H102V157H99L98 159H97V161H99V162H101V164L99 163V162H97V163H99L98 165H99V167L97 166V165H95V171L98 169L99 170V168H101V165H102V163L105 165H107V164H109L110 162ZM101 159L103 160V161H101ZM109 160V161H105V160ZM175 159V160H174ZM178 159V160H177ZM179 159H180V161H179ZM25 160H27V162L25 163L24 161ZM34 160V161H33ZM35 160H36V162H35ZM44 160H45V162H44ZM153 159H151V161H152ZM190 160V161H189ZM151 161H149V163L151 162ZM186 161V162H185ZM187 161H189L188 163H187ZM191 161H194V162H191ZM34 162V163H33ZM40 162V163H39ZM181 162V164H179V163ZM193 163L195 166H198L199 167V165L201 166V168H202V170L200 169V167L198 168L197 167V169H195V168H193L192 166L193 165H191V163ZM23 163V164H22ZM40 165H39V164ZM49 163V164H48ZM154 163V162H153ZM153 163L151 162V166L153 165ZM176 163V164H175ZM183 163H185V164H183ZM186 163L188 164L187 166H189L191 169H193L192 171V173H189L187 170H189L190 171V169H185V168H187V167H184L185 165H186ZM29 164H30V166H29ZM34 164H36L35 166H34ZM44 164H46V165H44ZM143 164H146L145 165V167H144V165ZM42 165V166H41ZM50 165V166H49ZM91 165V164H90ZM169 165V166H170ZM183 166L182 168L184 169V170H186L185 172L183 171H181L180 170V168H181V166ZM38 166V167H37ZM40 166V167H39ZM51 166H52V168H51ZM125 166V167H124ZM42 167V168H41ZM91 166H89V168H90ZM103 167V166H102ZM109 166H107V168H108ZM188 167V168H189ZM23 168V169H22ZM44 168V169H43ZM181 168V169H182ZM207 169L209 172H210V170L212 171V172H210L211 174H209V173H207L206 175H208L209 174V176H206L205 178L207 179V180H209V178L208 177H210V178H213V181H215L216 179L215 178H217V182L219 183V182H221V179H223V183H226V185L225 184H223L222 182V184H219V185H221V186H219V188H217V190L215 191V193H214V190H215V188L214 187H218V186H216L218 183H212L213 181H207V185L205 184V186L203 187V184H202V181L205 179H202V181H201V183H197V181L199 180H201V178H203L204 176V174L206 173V172H208V171H204L203 169ZM211 168V169H210ZM41 169V170H40ZM104 169V168H103ZM199 169V170H198ZM210 169V170H209ZM222 169V170H221ZM24 170V172H22ZM38 170V171H37ZM41 172H40V171ZM173 170H174V172H173ZM177 170H176V172H177ZM195 170H196V172H195ZM213 170H215V171H213ZM225 170V171H224ZM42 171H43V173H42ZM87 171H88V169H87ZM91 171L92 172H94V166H93V169H91ZM200 171H202V173L200 172ZM27 172V173H26ZM39 172V173H38ZM48 172H49V174H48ZM99 172V171H98ZM188 172V173H187ZM191 172V171H190ZM200 173V174H197V173ZM204 172V173H203ZM219 174V175H215V174H217V173ZM24 173V174H23ZM35 175H34V174ZM38 173V174H37ZM97 173V172H96ZM188 175H193V173L195 174L194 176H192V178L193 179H196V177L195 176H197V179L198 180H191L190 179V177L191 176H188ZM250 173H251V175H250ZM28 174V175H27ZM49 176H48V175ZM197 174V175H196ZM201 174H202V176H201ZM213 174V175H212ZM225 174V175H224ZM42 175V177L40 178V176ZM51 175H53V172H52V174ZM198 175H199V178H198ZM222 175H224V176H222ZM227 175H228V177H227ZM244 175V177H242V176ZM249 175V176H248ZM253 175H254V177H253ZM35 176H38L37 178L35 177ZM44 176V177H43ZM45 176H48L49 177V179H48V177H45ZM133 176V177H132ZM176 177V179H172V177ZM200 176H201V178H200ZM217 176V177H216ZM219 176H221V178L219 177ZM251 176V177H250ZM261 178V180H259L258 178L259 177ZM14 177V176H13ZM21 177V176H20ZM223 177H227V178H229V180H227L226 178V180L227 181H229V183L223 178ZM253 177V178H252ZM36 178V182H40V184L38 185V183L36 184V185H38V186H36V185H32V182H33V180ZM47 178V179H46ZM243 178V179H242ZM10 179V178H9ZM21 179V180H20ZM38 179V180H37ZM128 180V183H130V184H128V183H126L127 182V180ZM165 179V180H164ZM184 179H187L188 180V183H187V180L185 181ZM215 179V180H214ZM220 179V181H218ZM244 181H242V180ZM252 179V180H251ZM262 179H263V181H262ZM43 180V181H42ZM163 180V181H162ZM179 180H182L181 182L185 185V186H187L188 187V189L190 188V183H191V186L192 185H195V183L197 184V186L199 187V188H197L196 187V185L195 186H193V187H191V189L193 188V191H195L196 192V190H194V187L197 189V191H198V189L200 190L202 187H203V189L201 190V191H204V192H206V193H208L209 192V194L211 193L212 194V192L214 193V194H208V196H206V198L208 199V200H206V199H204V197L202 196V198L200 199V200H198L197 202L195 201V203L193 202V204H195V205H190L191 204V202H187V200L185 199L186 197H188V195H181V191L179 192L178 191V193H177V188H178V190L181 188L180 186H182V190H183V188L185 189V186L184 185H182V184H180V182H179ZM193 181V183L192 182H190V181ZM212 180V179H211ZM224 180L226 181V182H224ZM249 180H250V182H249ZM254 180L256 181V183H253L254 184V186H253V184H252V182H254ZM259 180V181H258ZM136 181V182H135ZM186 182L187 184H185L184 182ZM204 181H206V180H204ZM203 181V182H204ZM242 181V182H241ZM262 181V182H261ZM18 182V183H17ZM35 182V183H36ZM160 182L163 184H161L162 186H163V190L161 189L162 188V186L160 185ZM175 182H174V184H175ZM179 182V183H178ZM216 182V181H215ZM236 182H238L239 183V185L238 184H236ZM248 182V184H252V187L251 186H249V185H247V184H243L244 185V187H246V188H251L250 190L252 191H250L249 193H250V195L249 194H246V193H248V192H245L246 190H242V189H246V188H243L242 186V183H247ZM260 182V183H259ZM34 182H33V184H35ZM43 183V184H42ZM209 183L211 184V185H215V186H209ZM228 183V184H227ZM232 183H234L233 185L235 186V187H232V189L229 187L230 185ZM259 183V184H258ZM263 183V184H262ZM16 184H18V185H16ZM127 184V185H126ZM135 184V185H134ZM178 184H180V185H178ZM240 184H241V186H240ZM8 185H9V187H8ZM41 185V186H40ZM45 185V186H44ZM128 185H130V187L128 186ZM148 185H150V186H148ZM158 185H160V186H158ZM201 185H202V187H201ZM222 185H223V187L225 186V187H227V188H230L232 191L234 190H236L235 192H232V191H229V190H227V188L225 189V188H223V190L221 189L222 188ZM233 185H231V186H233ZM260 185V186H259ZM22 186V187H21ZM33 186V187H32ZM35 186V187H34ZM40 186V187H39ZM44 186V187H43ZM128 186V187H127ZM140 186V185H139ZM170 186V189L171 190H169V189H167L168 187ZM208 186H209V188H208ZM241 187V188H238V187ZM125 187V188H124ZM157 187H159V188H157ZM180 187V188H179ZM186 187V188H187ZM201 187V188H200ZM212 187V188H211ZM260 187V188H259ZM47 188V189H46ZM131 188V189H130ZM145 189V190H143V189ZM149 188V189H148ZM154 188H157V191H156V189H155V191L157 192H153V189ZM204 188H205V190H204ZM13 189V190H12ZM15 189V190H14ZM22 189V190H21ZM44 189V190H43ZM186 190L185 189V191L186 192H189L190 190ZM208 189H212V190H208ZM225 189V190H224ZM239 189V190H238ZM241 189V190H240ZM254 189H256L255 191H253ZM258 189V190H257ZM36 190V191H35ZM39 192H38V191ZM152 190V191H151ZM174 190V191H173ZM176 190V191H175ZM219 190V191H218ZM12 191V193H13V191L14 192H16V193H10ZM43 191H45V192H43ZM138 191V192H137ZM143 191V192H142ZM149 191V192H148ZM168 191V192H167ZM200 191V192H201ZM218 191V192H217ZM229 191V192H228ZM244 191V192H243ZM257 191V192H256ZM261 191H263V193L261 192ZM43 192V193H42ZM87 192V191H86ZM89 192V193H88ZM87 192V194H90V191H88ZM124 192H127L129 195L131 194V195H133L132 197H131V195L129 196L128 194L126 195V193H124ZM131 192H133V193H131ZM147 192V193H146ZM150 192H152V194L150 193ZM173 192V193H172ZM241 192V193H240ZM260 192V193H259ZM9 193H10V196H11V194H12V197H11V200H10V196H8L9 195ZM29 193H32V194H29ZM38 193V194H37ZM40 193H42V194H40ZM137 193V194H136ZM172 193V195L174 196H172V195H170ZM174 193H175V195H174ZM197 193V192H196ZM217 193V194H216ZM218 193H220V194H223L221 197H224V198H220V196L218 195ZM225 193V194H224ZM230 193V194H229ZM232 193V194H231ZM245 193V194H244ZM252 193H254L253 194V196L257 193H259V195H260V199H258L259 198V195H255V197L256 198H254L251 194ZM28 194H29V196H28ZM136 196H135V195ZM157 194V195H156ZM227 194H229L230 196H228ZM240 194V195H239ZM242 194V195H241ZM31 195H33L35 198H33V196H31ZM35 195H37V196H35ZM214 195L216 196V197H214ZM233 195V196H232ZM238 196L239 195V198L238 197H236V196ZM244 195V196H243ZM246 195V196H245ZM9 198H8V197ZM105 196V197H104ZM110 196V197H109ZM114 196H115V198H114ZM127 196H129L128 197V199L126 198ZM171 196V197H170ZM175 196H176V200H174V198H175ZM182 198H181V197ZM243 196V197H242ZM247 196H249V197H247ZM252 196V198H254V199H252V198H250ZM32 197V198H31ZM119 197V198H118ZM173 197V198H172ZM214 198V200L215 201H213V199H211V198ZM217 197H219V199L217 198ZM236 197V198H235ZM262 197V198H261ZM5 198V199H6ZM28 198H30L29 200H27ZM116 198H118V199H116ZM126 200H125V199ZM132 198V199H131ZM134 198V199H133ZM155 198V199H154ZM171 198L173 199V201L171 200ZM180 198V199H179ZM184 198V199H183ZM209 198H210V200H209ZM216 198V199H215ZM230 198V199H229ZM235 198V199H234ZM243 198V199H242ZM247 198H249V199H247ZM115 199H116V201H118L119 199H121V201L119 200L118 202H116L115 201ZM131 199V200H130ZM137 199V200H136ZM138 199H140V200H138ZM148 199V200H147ZM160 199V200H159ZM183 201H185V202H183ZM204 199V200H203ZM218 199V200H217ZM229 199V203H233V204H229L227 201H225V200H228ZM232 199H234L233 200V202L232 201H230V200H232ZM237 199V200H236ZM244 200L245 202H246V200L245 199H247V202L246 203H248L249 201L251 202V203H249V204H246V203H244V201H243V203L240 201V202H238L239 200ZM252 199V200H251ZM255 199H258V200H255ZM9 200V201H8ZM27 200V201H26ZM31 200V201H30ZM137 201V204H136V201ZM144 200V201H143ZM150 200L152 201V202H150ZM157 200V201H156ZM179 200H181V201H179ZM222 200H224L225 201V204H226V202L229 204V206H233V207H238L239 205V208L240 207H242V208H238V210H239V213L240 214H242V215H240L239 213H238V210H237V208L235 209V208H233L232 209V207H229V206H223L221 203H223L222 202ZM249 200V201H248ZM259 200L261 201V202H259ZM122 201H124L125 203H127L126 205H125V203L124 202H122ZM146 201V202H145ZM176 201V202H175ZM177 201H179V202H177ZM210 201V202H209ZM255 201H257V203L255 202ZM26 202V203H25ZM115 202H116V204H115ZM122 202V203H121ZM132 202V203H131ZM133 202H134V204H133ZM140 202V203H139ZM154 202H157L156 204L154 203ZM159 202V203H158ZM175 202V203H174ZM202 202V203H201ZM205 202H206V204H205ZM212 202V203H211ZM235 202V203H234ZM236 202H238V203H236ZM255 202V204H252V203H254ZM16 203V204H15ZM28 203V204H27ZM114 203V204H113ZM145 203H147V204H145ZM151 203V204H150ZM178 205H177V204ZM184 203H187V204H184ZM188 203H189V205H188ZM205 205H207L206 207L204 206V204ZM209 203V204H208ZM32 204H34L33 206H32ZM108 204V203H107ZM119 204V205H118ZM133 204V205H132ZM153 204H155L154 206H152ZM158 204V205H157ZM161 204H163V206L161 205ZM174 204V205H173ZM184 204V205H183ZM200 204V205H199ZM211 204L213 205V206H216V205H218V204H220L221 206H223L224 208H226V207H228L229 208V211H230V213H229V211H228V208H226V209H224V210H222L221 208H223V207H221L220 208V205H218V206H216V208L215 209H221L222 210V214L221 213H219L220 211L219 210H215L214 209V207H212L216 212L218 211V217H216L217 216V213L215 214H213V212L214 211H212L213 209L211 208ZM215 204V205H214ZM224 204V205H225ZM236 204V205H235ZM239 204V205H238ZM243 204V205H242ZM264 204V203H263ZM114 205V206H113ZM128 205V206H127ZM130 205V206H129ZM132 205V206H131ZM177 205V206H176ZM181 205V206H180ZM197 205V206H196ZM210 205V206H209ZM242 205V206H241ZM252 205V206H251ZM32 206V207H31ZM134 206V207H133ZM137 206V207H136ZM158 206V207H157ZM160 206H162V208L160 207ZM176 206V207H175ZM204 208V210L202 209V207ZM247 207V206H249L250 207V210L248 209V208H245V207ZM256 206H257V208H256ZM259 206V207H258ZM23 207H24V210L27 212H25L24 210H23ZM119 207V208H118ZM128 209H127V208ZM132 207V208H131ZM144 207V208H143ZM150 207H152L153 209H154V213H152L151 214V212H150V210L152 209H150V210H148ZM160 207V208H159ZM171 209H170V208ZM174 207V208H173ZM178 207V208H177ZM188 207V208H187ZM191 207H194L193 209L191 208ZM198 207H199V209H198ZM29 208V209H28ZM123 208V209H122ZM126 208V209H125ZM135 208V209H134ZM136 208L138 209V211H139V209H141V211L143 210V209H145L144 210V214H143V211L141 212V211H137V212H135L136 211ZM156 208V209H155ZM159 208V209H158ZM177 208V209H176ZM182 208V211L180 210ZM190 208V209H189ZM195 208L196 209H198L199 210V212L196 214V212H197V210H195ZM206 208H207V210H206ZM253 208V209H252ZM28 209V210H27ZM152 209V210H153ZM160 209H162L161 210V212H160ZM186 209V210H185ZM188 209V210H187ZM193 211H192V210ZM200 209H202V210H200ZM237 210V212L235 211V210ZM243 209H247L246 211L247 212H245V210L244 211H242ZM255 209H258V210H255ZM260 209L262 210V212L260 211ZM43 210V209H42ZM131 210V211H130ZM151 210V211H152ZM163 210H167L168 211V213H165L166 211H164V213L165 214H163ZM189 210H191V211H189ZM225 210L229 213L228 215H227V213L225 212ZM21 211L23 212V213H21ZM29 211H30V213L32 214H30L29 213ZM122 211V212H123ZM187 211H189L188 213H190L191 212V215H192V217L195 219V218H197V220L196 221H199V222H196L191 216H188L189 214H187ZM201 211H202V215H200L199 216V214L201 213ZM210 211V212H209ZM233 211L235 212L234 213V215H236L235 217H234V215H233ZM241 211H242V213H241ZM250 211V212H249ZM253 211H260V212H253ZM129 212V213H128ZM135 213L134 214V216H133V213ZM183 212H184V214L185 215H183ZM244 212L246 213V215H245V217H244ZM253 212V213H252ZM142 213V214H141ZM149 215H147V214ZM160 213V214H159ZM206 213V214H205ZM208 213V214H207ZM231 213H232V215H231ZM250 213V214H249ZM22 214H23V217H24V219L27 221V222H24V223H27V225H23L22 227H21V229L19 230V232H18V226H19V224H18V222L21 220V219H23L21 216H22ZM26 214H27V216H26ZM130 214V215H129ZM138 215V217H137V215ZM141 216H140V215ZM148 216V218L151 216V220L149 219V221H148V218H147V216ZM156 214H159L160 216H159V218H156ZM168 214V215H167ZM211 214H213V216H215L214 218L216 219L217 218V222H216V220L213 218V216L211 215ZM249 214V215H248ZM255 214V215H254ZM256 214H260V217H259V215H258V218L256 217ZM9 215H11L12 216V218H10V216ZM15 215V216H14ZM25 215V216H24ZM145 215V216H144ZM165 215V216H164ZM195 215V216H194ZM198 217H197V216ZM205 215V216H204ZM206 215H207V217L209 218H207L206 217ZM209 215V216H208ZM219 215L221 216V217H219ZM223 215V216H222ZM253 216V217H255V218H252L251 216ZM262 215V216H261ZM31 216V217H30ZM136 216V217H135ZM171 216H174L175 218H173V217H171ZM203 216H204V218H203ZM227 218H226V217ZM234 217L235 219H239V221H240V218L241 219H243V217L244 218H247L246 220L245 219H243V220H241V223L242 222H244L243 224H244V227L243 226H240V222L238 221H236V220H234L235 222H237V224L235 223V228H237L236 226L237 225H239V227H240V231L241 232H239V228H237V230H235V228L233 227L234 225H233V218L231 219L230 217ZM239 216V217H238ZM3 217V218H2ZM8 217V218H7ZM26 217V218H25ZM144 217H146V218H144ZM165 217V218H164ZM167 217V218H166ZM200 217V218H199ZM205 217H206V219H205ZM225 219H224V218ZM237 217V218H236ZM15 218V219H14ZM28 218V219H27ZM31 220H30V219ZM139 218V219H138ZM164 218V219H163ZM170 218H172L171 220H176V223H175V221L173 220V221H171V220H169ZM204 219V221L202 222V221H200V219L201 220H203ZM213 220H212V219ZM223 218V219H222ZM250 218H252V219H254V220H252L254 223H253V225L251 226V224H252V221H250L251 219ZM258 220H257V219ZM259 218H261V219H259ZM199 219V220H198ZM211 219V220H210ZM218 219H219V221H218ZM222 221H221V220ZM248 219H249V221H248ZM256 219V220H255ZM2 220V221H1ZM9 220V221H8ZM30 220V221H29ZM142 220V219H141ZM154 220V221H153ZM170 222H169V221ZM207 220V223H206V225L205 226H207L206 227V229H205V226L203 225H200V224H203L205 221ZM224 220V221H223ZM225 220H228L227 221V224H228V222L230 223H232V225L231 224H226V222H225ZM245 220V221H244ZM259 220H260V223H257V224H260L261 226H259V225H257L258 227H261V228H258L257 226H254L255 224H256V221H258L259 222ZM14 221V222H13ZM17 221V222H16ZM85 221V223L87 224V222H86V219L84 220ZM152 221V222H151ZM168 223V225H167V223ZM210 221H212V222H210ZM3 222H5V224L3 223ZM8 223V225H7V223ZM74 222V224L73 225H75L76 223H75V220H72V223ZM173 224H172V223ZM202 222V223H201ZM208 222H210L211 223V226H210V224H208ZM216 222V223H215ZM250 223V225H248L249 223ZM10 223V224H9ZM12 223V224H11ZM149 223V224H150ZM175 223V224H174ZM178 223V224H177ZM198 223V224H197ZM200 223V224H199ZM219 223H221L222 224V226H221V224H219ZM248 223V224H247ZM14 224V225H13ZM15 224H17V225H15ZM83 224H84V222L81 224L82 226H83ZM171 224V225H170ZM219 224V225H218ZM243 224H241V225H243ZM85 225V224H84ZM173 225H174V227H173ZM180 225V226H179ZM196 225H200V227H198V226H196ZM227 225V226H226ZM229 225L231 226V227H233V228H227V227H229ZM246 225H248V226H246ZM263 225V226H262ZM11 226H12V228H11ZM181 226H182V229H183V233L184 232H186V233H180L181 232V230L180 229H178L179 227L181 228ZM188 226V227H187ZM215 226V227H214ZM217 226H221V228L219 229V227H217ZM226 226V227H225ZM254 226V227H253ZM14 227V228H13ZM169 227V228H168ZM171 227V228H170ZM173 227V228H172ZM175 227H176V229H175ZM178 227V228H177ZM203 227V229H201ZM210 227V228H209ZM215 229V230H213V232L211 231L213 228ZM217 227V228H216ZM223 227V228H222ZM249 227H252V228H249ZM257 227V230L255 229ZM24 228H25V230H24ZM82 228V227H81ZM209 228V229H208ZM226 228V229H225ZM243 228H246V229H243ZM249 228V229H248ZM0 229V230H1ZM6 229V231H4ZM11 229V230H10ZM13 229V230H12ZM17 229V230H16ZM71 229H77V227L76 228H72L71 227ZM174 229V230H173ZM199 229V230H198ZM202 231H201V230ZM204 229H205V231L207 230L208 231V233L207 232H205L204 231ZM250 229H251V231H250ZM252 229H255L256 231H254V230H252ZM258 229H262V231H260L261 233H260V235H259V232H258ZM74 230V231H75ZM177 230H179L178 232H177ZM185 230V231H184ZM217 230H218V232H217ZM223 232H222V231ZM227 230L228 231H231L230 233L229 232H227ZM234 230V231H233ZM10 231V232H9ZM77 231V232H76ZM75 232V235H72L71 233L69 234H66L67 236H69V235H72L73 236V240L71 239V237H70V239H69V241H71L70 243L73 245H75V247H74V245L71 247V248H69L67 251H66V249H65V251L66 252H72V251H74L77 247H80L81 249L84 247V245L86 244V241H88V239H89V233L87 232V231H81V230H76ZM200 231V232H199ZM210 231H211V233L212 234H210ZM243 231L245 232V233H243ZM246 231L248 232V234L246 233ZM256 233H254V232ZM6 232V233H5ZM7 232H9V233H7ZM79 232V233H78ZM204 233L203 235L202 234H199V233ZM225 232V234H223ZM258 232V233H257ZM216 233V234H215ZM234 233V234H233ZM250 233H253L255 236H253V234L252 235H250ZM16 234H18V235H16ZM20 234V235H19ZM84 234V235H83ZM119 234V233H118ZM179 234V235H178ZM180 234H181V237H180ZM199 234V235H198ZM222 234H223V236H222ZM238 234V235H237ZM248 235V236H246V235ZM77 235H78V237H77ZM182 235H184V237H182ZM202 237H201V236ZM207 237V238H204L205 236ZM208 235V236H207ZM212 235V236H211ZM213 235H214V237H213ZM220 235V236H219ZM230 235V236H229ZM240 235V236H239ZM242 235V236H241ZM250 235V236H249ZM262 235V236H261ZM17 236V237H16ZM26 236V237H25ZM204 236V237H203ZM227 236V237H226ZM238 236L240 237L239 239H241V240H243L245 237V239L242 241V242H240V240L238 239ZM244 236V237H243ZM258 236H259V238H261V239H257L258 238ZM261 236V237H260ZM211 239V240H213V241H207V240H209V238ZM219 237H220V242H219ZM221 237L223 238V239H221ZM226 237V238H225ZM236 238V239H233V238ZM248 237H249V239H248ZM252 237L253 238H255V240H257L258 242V244H253L254 242V240H252ZM17 238H19V239H17ZM47 238V237H46ZM69 238V237H68ZM85 238V239H84ZM135 238V237H134ZM181 238H184V239H186V241H188V242H185L183 239H182V244L183 243H185L186 244V246H183L182 245V247L184 248V251H183V249L182 248H180L181 247ZM201 238H202V241H201ZM213 238V239H212ZM232 238V239H231ZM17 239V240H16ZM84 239V240H83ZM217 239V240H216ZM230 241H229V240ZM246 239H248V240H246ZM19 240H21V241H19ZM23 240V241H22ZM79 240V241H78ZM84 242H83V241ZM142 240V241H141ZM231 240H232V243H234V244H231ZM237 240V241H236ZM252 240V241H251ZM5 241V242H4ZM80 242L81 241V243H80V245H78V242ZM139 241L141 242V243H139ZM217 241H218V245H215L216 243H217ZM225 241H229V242H225ZM246 243H245V242ZM248 241V242H247ZM249 241H251V242H249ZM2 242V243H1ZM23 242V243H22ZM174 242V243H173ZM206 242H208V243H210V244H208V243H206ZM212 242H216V243H212ZM264 242V241H263ZM5 243V244H4ZM21 243V244H20ZM83 243V244H82ZM119 243L121 244V241H119ZM177 243H179V245L177 244ZM187 243H189V247L190 248H188V246H187ZM221 245H220V244ZM225 243H227L226 244V246H224L225 245ZM237 243V244H236ZM256 243V242H255ZM20 244V245H19ZM26 246H25V245ZM230 244V245H229ZM245 244H247V245H245ZM17 245V246H16ZM191 245V246H190ZM203 245H205V246H203ZM208 245V246H207ZM211 245H212V247H211ZM216 246V247H214V246ZM222 246L221 248L220 247H218V246ZM237 245H239V246H237ZM248 245H250V246H248ZM251 245H252V247H251ZM19 246V247H18ZM22 246V247H21ZM24 246V247H23ZM138 246V247H139ZM230 246H231V248H230ZM237 246V247H236ZM264 246V245H263ZM127 247V246H126ZM129 247V246H128ZM203 247V248H202ZM207 247V248H206ZM209 247V248H208ZM218 247V248H217ZM225 247H227V248H225ZM245 247V249H243ZM250 247V248H249ZM18 248L20 249V250H18ZM103 248V249H104ZM185 248H187V250H185ZM217 248V249H216ZM232 248H233V250H232ZM254 248V249H253ZM260 248V249H259ZM108 249L110 250L108 253H107V251H108ZM112 249H114V250H112ZM161 249V248H160ZM208 249V250H207ZM212 249V250H211ZM218 249H221V250H218ZM235 249V250H234ZM248 249V250H247ZM25 250H28V251H25ZM52 247H51V249L49 248L47 251H45V252H43V254H42V256H39V257H35L34 256V258L36 259L37 258V260H35V264H43L42 262H44V264H46V262L48 263V261H49V263L50 262H52V264L54 263V264H58V263H60V259H61V254L60 253H58V254H55V253H52ZM58 250H59V248H58ZM112 250V251H111ZM118 252H116V251ZM119 250V251H118ZM168 250V251H167ZM178 250V251H177ZM216 252H215V251ZM229 250V251H228ZM251 250V251H250ZM259 251L258 253H257V251ZM262 250V251H261ZM20 253H19V252ZM59 251H61V249L59 250ZM179 251H180V253H179ZM208 251H209V253H208ZM219 253H218V252ZM230 251H234V252H231L232 253V255H234V253H235V255H237L238 256V252H240V253H242V254H244L245 255V251H246V259H243L245 256L244 255H242L241 257H235L234 256V258H231V257H233L232 255H230L231 257H229V254H231V253H229ZM113 252H115V253H117V254H115V253H113ZM149 252V253H148ZM150 252H152L151 254H150ZM185 252L186 253H188V255L186 254L185 255ZM214 254H213V253ZM253 252V254L254 255H251L250 256V254ZM262 252V254H260ZM112 253H113V255H112ZM176 253H178V254H176ZM248 253H250V254H248ZM257 253V254H256ZM49 254V255H48ZM111 254V255H110ZM119 254V255H118ZM131 254H133V255H131ZM150 256H149V255ZM166 254H167V256L168 257H166ZM172 254H173V256H172ZM24 255V256H23ZM45 255V256H44ZM50 255H51V257H50ZM138 255H141V256H138ZM156 256V257H154L153 258V256ZM190 255V256H189ZM210 255H212V256H210ZM239 255H241V254H239ZM255 255H256V257L257 258H259L258 260L260 261V263H259V261L257 262V258L255 257ZM19 256H21V257H19ZM49 256V257H48ZM172 256V257H171ZM177 256V257H176ZM209 256V257H208ZM228 256V257H227ZM259 256V257H258ZM260 256H261V260H260ZM262 256H263V258H262ZM43 258L42 259V261H41V259H39V258ZM58 257V258H57ZM130 257V258H129ZM134 257V258H133ZM140 257V258H139ZM185 257H187V258H185ZM206 257V258H205ZM208 257V258H207ZM252 257H253V259H252ZM16 258H17V260H16ZM22 258L24 259V261H26V262H23V260H22ZM33 258V257H32ZM31 258V259H32ZM34 258H33V261H34ZM142 258V259H141ZM189 258V260H188V262H187V259ZM229 258V259H228ZM240 258H241V260H240ZM247 258H250L251 259V261L252 262H250V259L248 260ZM116 259V260H115ZM183 259V260H182ZM185 259V260H184ZM227 259V260H226ZM238 259V260H237ZM15 260V261H14ZM40 260V261H39ZM57 260H58V263H57ZM114 260H115V262H114ZM135 260V261H134ZM145 260V262L143 263V261ZM174 260V261H173ZM209 260V261H208ZM249 261V263H248V261ZM256 260V261H255ZM19 261V262H18ZM46 261V262H45ZM127 261V262H126ZM147 261V262H146ZM178 261V262H177ZM211 261V262H210ZM239 261H241V262H239ZM245 261H247V262H245ZM137 262V263H136ZM176 262V263H175ZM207 262V263H206ZM210 262V263H209ZM236 262V263H235ZM104 263L105 264H108V263H106L105 261H104ZM103 263V264H104ZM130 263V264H131ZM118 264H122L121 263V260L119 261V263ZM254 264V263H253ZM261 264H264L263 262L261 263Z\"/></svg>","mask_w":264,"mask_h":264}]
</instances>
